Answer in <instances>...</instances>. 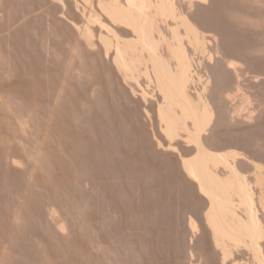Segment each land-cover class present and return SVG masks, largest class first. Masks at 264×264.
I'll use <instances>...</instances> for the list:
<instances>
[{
	"label": "bare ground",
	"instance_id": "obj_1",
	"mask_svg": "<svg viewBox=\"0 0 264 264\" xmlns=\"http://www.w3.org/2000/svg\"><path fill=\"white\" fill-rule=\"evenodd\" d=\"M11 1L13 2L15 0H0V9L5 6V2L7 3V6H6V8H7ZM17 1H19V0H17ZM26 1L28 2V0H25V3H26ZM39 1H40V5L42 4L43 7L45 5L47 6V4H49L48 8L49 7H53V6H51L53 4L54 5L53 8L58 10L57 15H59V17H57L55 15L56 14V12L54 11L55 9L54 10H51V9L48 10V8H46L47 9L46 10L45 8L42 7L44 11L45 10L49 11V12L53 11L55 13V14H53L54 15L53 18L56 17V19H54V21H53L52 20L53 18H52L51 20H52V22H55V20H56V22L59 23V24L58 23H55V24L53 23V24H54V26H56L58 24V25H60L59 27H62L63 30L60 31V32L57 31V30H59V28L57 29L53 25H52L53 27H51V29H50V27L47 28L46 25L48 23H50V25H51L52 22L49 21L48 23L44 24L45 21L42 20L43 18H40L42 16L45 17V15L50 17L52 15L51 13H50V15H48V13L45 12L47 14H45V15L43 14L39 18L42 21H44V22L41 21L44 24V25L41 24L42 28H44L43 26H45L50 31H52V30L54 31V30L57 29L55 31L56 35L57 34L59 35V34H61V32H63L64 36H66L67 40H66V42L64 41L65 42L64 46H63V44L60 46V47L63 46L62 47L63 49L59 47L62 50H60L59 48L58 49L60 51L56 50L57 47H54V46H56L55 44H58V43H54L53 47L55 48V50L53 51L54 53L51 52L54 49L52 47V44H53L52 42H55V41H57L56 39H58V38L55 37L56 39L54 38L55 39V41H54V39L51 37L52 34L50 35V38L53 39V41H50L52 43L51 44L52 49L50 50L51 47L50 48L48 47L49 50H50V52H49V51H47L48 48L47 49L45 48L48 53H51L50 57L54 54L59 59V57L64 54L63 55L64 58H65V59H63L64 61L60 57L61 62L63 61V64L61 62H59L58 60H56L57 58H55L54 59L55 61H52V62L55 63V62L58 61L59 64L58 63L57 64L61 65L62 68L63 67H65V68L63 70V69H61V67H59V69L63 70L62 77L60 75V77L62 79L58 77L59 74L55 75L56 77H58V80H57L58 82H59V80H61V83H60L61 86L58 85V83H56L58 85L57 88L60 87V91L57 90V91H59V94L57 93L56 96H53V94L56 93V91H55L56 89L54 90V92H52L53 94L50 93V87H51L50 86L51 85L50 82L53 79V77H52V79L50 78V76H52L51 74L50 75H48L47 73L37 74L38 72L35 71L36 70L35 68L37 66H34L35 63L34 64L31 63L32 62V61H30V60H32V59H30L31 57L29 58V56L23 55V57L25 58V59H23L22 55H21V57L18 54H17V56H14L15 53H17V51H15V53L12 55L11 51L13 49L12 50L10 49L11 50V51H9L10 53L9 52L7 53L5 46H3L5 50L0 47V166H1L0 168H2V171H3V172L0 173V175H2L4 173V171H8V173L6 172L7 173V177L6 178L8 179V181H11V182L7 181V179L5 178V176H6L5 174L6 173H4L3 176H0V177H4L5 179H3V178L1 179L0 178V182H2V180H3V183H4V180H5V182L6 181L8 182V183L6 182L8 185L10 183V185L12 186L14 183H17L19 181V184L18 183L17 184L20 185V186L14 185L17 189L19 188L17 195H16V190L17 189L14 186H12L15 189L14 191H15V195L16 196L15 195L14 196L19 200L17 202H20V204L18 203L20 205V206L18 205L19 208L16 209V210H11L12 208L13 209L17 208V207L14 208V206L12 205L11 208L10 207L8 208V209H10V210H7L8 212L4 213V212L1 211L5 215L0 213V264H19L22 261L26 262V264L27 263L29 264L31 261H33L32 254H29L28 251H27L28 252L27 254H29L31 257L30 256L24 257V255L22 254V250L20 251V249H19V252H21V253L18 254L19 252L17 253V251L14 250V248L17 249L18 247L20 248V246L24 245L25 247L26 246L28 247L27 248L28 250L29 249L33 250V248H36V249L38 248L39 251L40 250H42V251L44 250V252L46 251L45 252V254H46V253H48L47 252L48 250L46 249V247L43 248L44 245L46 244V242L48 243V241H53L54 239H57V238H58V240L61 241L62 239H60V238L63 235L62 238H63V240L65 242L64 241H62V242H64V244H66V243L69 244L68 243L69 240L71 241L73 238L75 240V238H76V237H73V235L70 233V235H72L71 236L72 238H70V235H69V237H67L69 240H67L66 236H64V235L67 234V232H65V230L67 229L68 225L60 227L59 224H62V222L60 221V217H58L59 220H57L56 219L57 217L54 216L53 213H51V212H55L57 210H58L57 212H59L58 208L57 209L55 208L56 209V210L54 209L55 211L53 210V208H51L53 206L50 204L52 202V201L50 202V199H51L50 192H53V191H51V189L52 190H59V188H61V186L56 185L59 188L55 189L57 187L54 184H52L54 182H53V179H51V178H52V174H53V170H54L53 168H55L54 166L55 165L56 166L57 165H61V164H58V163H61L60 161H61V159H63V158H61L62 157V151H60V148L63 149V147L65 145L61 144V142H60L61 139H59V136L57 137L56 134H53V132H54L53 128H55L57 125L56 126H52L54 124L53 121H54V119L56 117L54 118L55 113H52V111L50 112V109H51L50 107H51L52 104H55L56 107H58L60 105L59 103H61V105H62V102L64 100H68L69 101V99L71 97L76 98V96L78 95L77 93H80V91L82 92V95L79 94L80 98L84 97L85 98L84 100H86V99L91 100L94 104L98 103V105H99V103H100L101 106H102V103H103V105L105 106L104 109L107 106V105L104 104V101L107 102L108 99H109L112 102V105L113 104L115 105L116 103L119 104L118 101H122L124 98L127 101H128V99H133V102H134V99H135L140 104L146 103V104H148L149 106L152 107V109L150 107V109L152 111H153V108H154V110L156 112L155 113L156 114L155 115L156 118H154L153 116L152 117L154 119H157L156 120V122H157L156 124L158 125L157 127H159L158 129L160 131L159 134L158 133L157 134L160 135V133H161V137L159 136V138H162V139H157L158 141L156 142L157 143L156 146L151 144L152 145V146L150 145L151 149L153 147H158L159 151L163 150L164 152H171V151H178L181 147L182 148L185 147V148H189L190 151H188V153L192 151L191 152L192 155L189 156V157H188V155L187 156L184 155L185 157L181 155L180 160H178L179 162L177 164H174L175 167L173 166L172 170L174 168H176V166L178 165L177 167H178L180 172L179 171H177V172L181 173V175L188 181V183H189L188 185H190V187L193 190L197 191V193H198L197 195H200L201 197H203L204 199L207 200L206 203L208 204V207H207V211L205 213H203V216H204L203 220L204 221L202 220L205 223H202V225L204 224L205 225L204 229L208 230L207 231L208 234L206 233V236L209 235V237H210L209 240L211 241V244H212L211 246L212 247L214 246L216 251H214L215 253L213 254V250L212 249H214V248H212V249H210V250H212V252L209 250L210 252L208 251L206 253H208V254L212 253V256H215L216 253H217V255H216L217 257L216 258L218 259V261L220 259L223 262V264H233V262H234V264H239L241 259H239L238 258L239 256L236 255V254H237V252L240 254L243 251V249H244L245 252L248 251V252H250L253 255L254 261H252L253 263L251 262V264H264V163L261 162L262 160H259L257 157H256L257 160L255 159V157H254V159L251 158L250 156H248L247 153L242 152V149H239L238 147H237L238 149H235L236 146L238 144H241V143H238V144L236 143L237 145L233 148V146L235 144L232 145V143L234 142L235 138H238V137L240 138V136H239L240 134L238 135V137L237 136L234 137L232 135L231 139H232V137H234V139L232 141L228 137V135H227L228 132L225 129V125H227L228 123L227 124L226 123L223 124L224 120H222L223 121L222 124H219L221 122L220 120L223 117H227V116H224L225 113H227L226 111H228V112L231 111V110H228L227 107L231 108L232 111L234 110V112H236L238 114H239L241 108L242 109L244 108V110H246V109H250L251 110L252 108H254L253 107L254 106L253 103L255 102V98L257 97V96L255 97L254 95H255V93H258L259 91H257V92L255 91V93L253 92V95H251V96H250V91L252 92V90H255L254 88H256V86H255V85H257L256 83H260L261 81H262V84H264V83H263V80H261V81L259 80V75L260 74H258V76H256V69L254 71L255 75L253 74V77H255V79H256V83H255V81L252 82L253 84L250 83L254 79L253 78L252 80H249V79L252 78L251 77L252 74H250V73H254V72H251V71L254 70V69H252V67L254 68L255 64H253L252 67H249L251 71L250 70L247 71L246 65L248 66V64H245V67H244V64L242 63V61L240 62L238 60L236 62V61L232 60V59H234V56L231 59V58H229L230 56H228L226 54L227 52L230 53L229 55H232V54L233 55L234 54L239 55L241 53L243 54V51L245 50V52H247L246 50L248 48H250V47H248V46H247L248 48L245 47V46H242V47L239 46L238 47L236 45L232 46L234 43L233 44L231 43L232 44L231 45L230 42L228 41L227 42L228 43V48H227L228 51L226 52V50L223 49V46L221 47V45H220L221 43H219L221 41V39L217 36V34H214V32L212 30V27L210 26V25L213 26L212 19L213 20L214 19H216V20L220 19L221 21L220 20H217V21L218 22L219 21L220 22L223 21L224 25L227 24L226 21H229L230 22L229 23L230 26H231V24H234L232 26H239L240 28L242 27L241 29L242 30L246 29L245 30L246 32L247 31H251V32H248V33H253L252 31L256 32L258 28H261L264 25V0H232L231 2H230V0H228L230 2L229 4H231V5L228 4L227 0H226L227 3L224 0H207V3H203L202 0H39ZM12 2H11V6H13ZM17 3L19 4L21 2H17ZM29 3H33V2H31V0H30ZM36 3H37V5H39L38 2H36ZM50 3H52V4H50ZM14 5H15V3H14ZM19 5H22V4H19ZM19 5H17V6L15 5L13 7H17L18 8ZM25 5L26 6L30 5L29 9H31V10L34 9V11H35L34 13L37 14V12H36L38 10L37 7H34L32 4H29V5L25 4ZM31 5H32V7H34L33 9L31 7ZM37 5H35V6H37ZM11 6H10V8H12ZM22 7L23 6H21L20 8H22ZM39 7L41 8V6H38V8ZM17 8H14L13 11H15V9L18 11ZM22 9L24 10V8H22ZM27 9H28V7H27ZM59 9L64 10V11H61L62 17L59 14L60 13ZM23 10H21L19 12L21 13ZM28 10L27 11L24 10L26 12V14H28L30 12H33V11H30V10H29L30 12H28ZM43 10L41 9V12ZM13 11L11 10V11H9V13L10 12L15 13ZM24 11H23V13H24ZM44 11L42 13H44ZM1 12H2V9H1L0 13ZM19 12H16L14 14V16H12V13L8 14V21H7L6 18H0V22L3 19L4 20L6 19V21L8 23L6 21L4 23L8 24V26H10V27H13V25L15 26V24L19 20L20 21L21 20H25V19H21V18H24V17H22V16L19 17V14H17ZM254 13H255V15H254ZM26 14L24 13V14H20V15H23V16L25 15L26 16ZM30 14H33V13H30ZM37 15H39V14H37ZM2 16H3V14H2ZM28 16H29V14H28ZM30 16H29V19H30ZM36 17H38V16H36ZM25 18H27V17H25ZM32 18H33V16H32ZM50 18L47 17L46 19L50 20ZM40 19H38L39 23H41ZM196 20L201 21L200 23H202V25L205 23V26L207 25V23H209V24L211 23L210 25L208 24L207 27H208V29H211L212 32H207V30L204 31V29L202 30L201 29L202 27L196 24ZM204 20H206V21H204ZM208 20L211 21V22H209ZM224 20H225L226 23L224 22ZM30 21H31V19H30ZM35 22H37V20ZM218 22H216V23H218ZM220 22L218 23V25L219 24L221 25ZM23 23H24V21H23ZM6 24L5 25L2 24L4 27H2V26L1 27L3 29L4 28L7 29L6 28V26H7ZM229 24H227V25H229ZM58 25H57V27H58ZM218 25L217 26L214 25V27L219 28L220 25H219V27H218ZM221 26L224 28L223 25H221ZM14 28H16V26ZM32 28L34 29V27H31V30H32ZM52 28H54V29H52ZM37 29H39V28H37ZM230 29L232 30V29H235V28L231 27ZM236 29H238V28H236ZM27 30H28V27H27ZM221 30H222V28H221ZM235 30H234V32H236ZM44 31H46V30H44ZM44 31L43 32L41 31L43 33V35H44ZM240 31L238 30L239 34L237 33L238 34V36H237L238 40L240 39L239 35L241 33H246V32H243V31L240 33ZM29 32H30V30H29ZM55 32H53V34ZM57 32H59V33H57ZM215 32L219 33L216 30H215ZM220 33H219V35H220ZM248 33L246 35L243 34L244 37H242V38H246V36L249 35ZM258 33L259 32H256L257 35H258ZM16 34H17V31H16ZM32 34L33 33H31V36H32ZM3 35L5 36V34H3ZM28 35H30V34H28ZM33 35H35V33ZM40 35H42V34H40ZM45 35H47V33H45ZM62 35H59L58 37H61ZM4 36L3 37L1 36V37H2V39L5 40ZM64 36L61 37V40H62V38ZM258 36H260V35H258ZM258 36H257V38H258ZM40 37L41 36H39L36 39H39ZM42 37L47 38L48 36H46V37L42 36ZM240 37H241V35H240ZM29 38L34 39L33 36L29 37ZM228 38H229V36H228ZM250 38H252V37H250V35H249V39ZM18 39H19V42H21L20 38H18ZM229 39L231 41L233 40V38L232 39L229 38ZM235 39L236 38H234L233 41H236ZM4 40H3V42H4ZM7 40H8V38H7ZM40 40L41 39H39V41ZM42 40H44V39H42ZM243 40H245V42H247L246 40H248V39L247 38L246 39H242V42H243ZM252 40H255V39H252ZM45 41L46 40L41 41V42H45ZM59 41H60V39H59ZM226 41H227V39H226ZM240 41H239V43H242ZM29 42L31 43L32 41L30 40ZM33 42H35V41H33ZM48 42L49 41H47V44L45 43L43 46L47 47L49 45ZM262 42H263V44H260V46L262 45L261 48L258 47L259 51H258V48L254 49V47H253V49H254L253 53H254V51L256 52V50H257L258 53H260V51H262L263 54H264V41H262ZM1 43H0V45H1ZM28 43L25 44V45H28ZM222 43H224V42H222ZM227 43H225V44H227ZM236 43H237V41H236ZM33 44H32V46L35 45V44L34 45ZM42 44L43 43H41L40 46ZM19 45H18V48H19ZM36 45H37V47L35 46V48L37 50V48H40V47L38 46V44H36ZM7 46H8L7 48L9 49V44ZM225 46H227V45H225ZM35 48L31 47V51H32V49H35ZM224 48H226V47H224ZM241 48H244L243 51L241 50ZM14 50H17V48L14 49ZM14 50H13V52H14ZM41 51H42V49L40 50V55L43 54V53H41ZM22 52H23V50H22ZM245 52L243 54L244 56L246 54H248L249 49H248V52L246 54H245ZM262 52H261V54H262ZM34 53L38 54L36 52H34ZM65 53L68 54V55H66ZM25 54L28 55V53H25ZM242 54L240 55V57L242 56ZM254 54H257V53H254ZM254 54H253V56L255 57ZM261 54H259V55H261ZM45 55L46 54H44V56ZM251 55H252V48H251V51L249 52V55H246V56L248 57V56H251ZM35 56H37V55H35ZM67 56H68V58L66 59ZM226 56L229 59H227ZM27 57L29 58L28 61L26 59ZM40 57H42V55ZM50 57H49V59H50ZM44 58L43 59L45 61L48 58V56H47V58L46 57H44ZM51 58H54V57H51ZM39 61L41 62L40 59H39ZM44 61L41 62V63H44ZM46 61H48V60H46ZM248 61L249 60H247V62ZM257 61H260V60H257ZM239 62L242 63V64H240ZM247 62H244V63H247ZM55 64H51V65L55 66ZM262 65H264V64L262 63ZM245 68H246L247 72H250L249 74L251 75L250 76L251 78H248L249 76L247 77L246 72L243 70ZM41 70H43V69H41ZM57 70H58V68H57ZM97 72H99V73L97 74ZM246 78H248V81H246L247 80ZM260 78H261V76H260ZM245 82H246L247 85H248V83H249V85H251V84L254 85L255 84L254 85L255 87L253 86L252 89H250L251 87L248 85L245 88V84H244ZM43 83L45 84V86H44ZM41 85H43L45 87V89H43L44 87L43 88L40 87ZM54 85H55V83H54ZM259 86L261 87V84H259ZM248 87H250V88H248ZM260 87H258V89ZM247 88L250 91H247ZM262 88H264V87H262ZM51 90H53V89H51ZM261 90L263 91V89H261ZM262 91H261V93H262ZM256 95L262 96L261 94H256ZM79 97L77 96L76 99H78ZM251 97L254 98V100H252ZM238 98L239 99L241 98V99L239 100ZM260 98H262V97H260ZM256 99L258 100V98H256ZM126 100L123 101V103L124 102L126 103ZM237 100L241 101V104L244 105L243 107H241L242 105L238 104V105H240V109L239 110H238V105H236L237 103H239V102H236ZM251 100L254 101V102L251 103L252 102ZM77 101L79 102L80 100H76L74 102H77ZM71 102L69 101V103H71ZM114 102H116V103H114ZM131 102H132V100H131ZM50 103H52V104L50 105ZM80 103H81V101H80ZM85 103L86 102L81 103L82 105L80 104V106H82L81 107L82 109L86 107ZM135 103L136 102H134V104ZM231 103L232 104L235 103V105L233 106ZM250 103H251V108L250 107L247 108V106H248L247 105L246 109H245V104H250ZM257 103H258V101H257ZM83 104H84L85 107H83ZM128 104H130V102ZM229 104L232 105V106L231 107L228 106ZM262 104H263V102H262ZM98 105H96V107ZM114 105L112 106V108L116 106V105L115 106ZM72 106L76 107L75 105H72ZM255 106H256V104H255ZM73 107H71V108H73ZM258 107H261V106H258ZM54 108L55 107H53L52 109H54ZM58 108H60V106ZM137 108H139V106ZM137 108H134V109H137ZM146 108H148V110H149V107H146ZM79 109H80V107H79ZM79 109H77L78 110V114L81 111V110L79 111ZM115 109H117V107H115ZM64 110H66V108H64ZM74 110L76 111V108ZM94 110H95V108H94ZM107 110H108V108H107ZM107 110H106V113H107ZM111 110H113V109H111ZM119 110H120V108H119ZM148 110L145 109L144 112L147 115H153ZM261 110H263V109H261ZM82 111H83V113L85 111L87 112L86 109L85 110L83 109ZM114 111H116V110H114ZM55 112H56V110H55ZM69 112H67V113H69ZM241 112H245V111L242 110ZM253 112L256 113L255 111H253ZM253 112H251V114H250L251 115L250 118H252V119L255 118V117L254 118L252 117V113ZM85 113L83 114L84 116L86 115ZM145 113H143V114H145ZM248 113H249V111H248ZM122 114H124V113H122ZM229 114L230 113L227 114L229 119L228 118H224V119L225 120L228 119L227 121H230V119H231V122H235L236 121V123L238 125V122H237L238 119L232 120V118L234 117V115H233L234 113L231 114L233 116H231ZM259 114L261 115V113H259ZM81 115H82V113H81ZM112 115H117V114H112ZM239 115H241V114H239ZM67 116L70 117V115H67ZM118 116H114V117L117 118ZM144 116L145 115H143V118H144ZM257 116L259 117V115H257ZM257 116H256V119L258 120ZM61 117H63V115L60 116V118ZM106 117H107V114H106ZM135 117H137V116H135ZM219 117H220V119L218 120ZM235 117L237 118V115ZM248 117L249 116H247V120H248ZM262 117H263V114H262ZM70 118H72V117H70ZM81 118H83V117H81ZM244 118H246V115H245ZM244 118L242 117L241 119H244ZM259 118L261 119V117H259ZM65 119H63L62 121H64ZM75 119L78 121L79 120V116H78V119L77 118H75ZM94 119H96V118H94ZM107 119L109 120V118H107ZM119 119L121 120L122 117H119ZM241 119L239 121L242 122L243 120H241ZM72 120H74V119H72ZM76 120H75V122H77ZM87 120H88V118H87ZM105 120H106V118H105ZM123 120H121V122ZM137 120H138V118L137 119L135 118V121H137ZM96 121H97V119H96ZM110 121L112 122V119ZM113 121H114V119H113ZM147 121H148V119H147ZM117 122L118 121L116 120V123ZM231 122H229V123H231ZM244 122L245 121H243V123ZM259 122H257V123H259ZM88 123H89V125H91L90 122H88ZM114 123H112V124H114ZM124 123H125V125L128 124L127 121L124 122ZM85 124H87V122ZM107 124H110V123H107ZM152 124H153V122H152ZM233 124H235V123H233ZM246 124H247V122H246ZM246 124H245V126H248ZM76 125H79V124L76 123ZM89 125H88V127H89ZM92 125H93V123H92ZM237 125H234V126H236V128L238 127V129H239V126H237ZM80 126H81V124H80ZM127 126H125V127L127 128ZM214 126H215V128H214ZM227 126H228V128L232 127V125L231 126L227 125ZM99 127H97V128H99ZM112 127H114V126L111 125L110 128H112ZM116 127H118V126L116 125ZM116 127L114 129H116ZM122 127H123V125L121 126V128ZM216 127H217L218 130L216 129ZM242 127H243V125H242ZM81 128H82V126H81ZM100 128H102V127H100ZM104 128H102V129H104ZM107 128H109V127H107ZM148 128H150V127H148ZM240 128H241V126H240ZM78 129H80V128H78ZM92 129H93V127H92ZM95 129L96 128L94 127L93 130H95ZM124 129L122 128V130H124ZM54 130L57 131L56 128ZM108 130H107V132L109 134ZM240 130L241 129H239V132H240ZM70 131H71V129H70ZM89 131H91V130H89ZM114 131H116V130H114ZM117 131H118V129H117ZM156 131L157 130H155V132ZM229 131H231V130H229ZM235 132H237V131H234V133ZM91 133L88 134V135H91ZM99 133H100V130H99ZM122 133H123V131H122ZM124 133H125V131H124ZM57 134H59V131L57 132ZM94 134L95 133H93V135ZM232 134H233V132H232ZM103 135H102V137H103ZM241 135H246V134H243V132H242ZM229 136H230V134H229ZM246 136H245V138L242 137L243 141L244 140L248 141V139H246ZM77 137H79V136H77ZM94 137H97V136L94 135ZM99 137L100 136H98L97 138H99ZM105 137H103L104 140H105ZM122 137H124V135ZM55 138L60 143L56 142ZM72 138H74V136ZM90 138H89V140L86 138V140H88V142L92 141V140H90ZM113 138H115V137H113ZM124 138H123V140L125 141L126 138L125 139ZM135 138H136V136H135ZM141 138L143 139L142 136H141ZM242 138H241V140H242ZM67 139L69 140V138H67ZM133 139H134V137H133ZM137 139H138V137H137ZM94 140L95 139H93V141ZM98 140L97 141L95 140V141L99 142ZM104 140H103V142H105ZM106 140H108V139H106ZM130 140H132V138ZM249 140H250V138H249ZM80 141H78L79 145H81ZM66 142H67V140H66ZM239 142H242V141H240V139H239ZM133 143H132V145L134 146ZM136 143H137V140H136ZM248 143H250V142H248ZM248 143H246V144H248ZM253 143L254 142H252V144ZM82 144H87V142L85 141V143H82ZM153 144H155V143H153ZM160 144H164L165 148L161 150V148L159 147ZM252 144H250V145H252ZM107 145H109V144H107ZM112 145H113V143H112ZM248 145H245V146H248ZM258 145L259 144L257 142V146ZM75 146L77 147V145H75ZM83 146L85 148L87 145L86 146L83 145ZM90 146H91V144H90ZM130 146H131V144H130ZM143 147H144V145H143ZM251 147H252V149H254L253 146H251ZM112 148H113V146H112ZM259 148H261V147H258V150H259ZM73 149L77 150V152H75V153H78V154H79L78 151L81 150L80 147L78 148L80 150L75 149V148H73ZM111 149H109V150H111ZM122 149H124V148H122ZM129 149H131V148H129ZM86 150H87V148H86ZM256 150H257V148H256ZM263 150H264V148L259 150V151L263 152ZM111 151H113V150H111ZM115 151L116 150H115V147H114V152ZM185 151H186V149H185ZM99 152H97V153H99ZM107 152L108 151H106L105 154H108ZM148 152H149V150H148ZM80 153H82V152L80 151ZM86 153H88V152H86ZM130 153H131V151H130ZM63 154H64L63 155L64 158H66L65 157L66 154L64 153V151H63ZM69 154H70V151H69ZM78 154H77V156L76 155L75 156L78 157ZM82 154H85V153H82ZM121 154H122V152H121ZM148 154H150V152ZM153 154H154V151H153ZM159 154L161 155V153H159ZM256 154H258V151H257ZM57 155L61 156L60 157L61 158L60 161H59ZM72 155H74V154L71 153V157H72ZM98 155L100 156V154H98ZM113 155L115 156L116 154L114 153ZM101 156H102V154H101ZM76 157H74V158L76 159ZM79 157H81V154H80ZM79 157L77 159H79ZM107 157H105V159ZM165 157L166 156H162L161 159H164ZM177 157H179V156L177 155ZM69 158H70V156H69ZM69 158L67 156V160ZM96 158H98V157H96ZM115 158H113V159H115ZM119 158H120V156H119ZM156 159L158 160V158H156ZM156 159H153V160L156 161ZM65 160L66 159H64V162H65ZM120 160H121V158H120ZM122 160H123V162L127 161V160L125 161L124 159H122ZM136 161H137V159H136ZM161 161H163V160H161ZM64 162L62 161V164H64ZM101 162H102V160H101ZM107 162H109V161H107ZM107 162H105V163L102 162L101 165L103 163H104V165H106ZM123 162L121 163L122 165H123ZM127 162H130V161H127ZM69 163L71 164L72 162H69ZM161 163L163 164V162H161ZM110 164H111V161H110L109 165ZM65 165H66V163H65ZM71 165L69 167H71ZM107 165H108V163H107ZM132 165H133V163H132ZM138 165H139V163H138ZM241 165H243V166L245 165L246 167H241ZM74 166H75V164H74ZM111 166H112V164H111ZM127 166H129V169H130L131 166H130L129 163H128ZM123 167H124V165H123ZM132 167H131V169H132ZM56 168L58 169V167H56ZM73 168H75V167H73ZM134 168H136V167H134ZM140 168H142V166ZM68 169H70V168H68ZM104 169H107V166ZM104 169H100V170L104 171ZM121 169H122V166H121ZM85 170H86V168H85ZM124 170H126V169H123V171ZM152 170H155V169L152 168ZM12 171L15 174V175L13 174L14 177L15 178L18 177L17 181H15V182L11 178L10 172H12ZM173 171H174V174L177 173L176 169L173 170ZM81 172H82V169H81ZM126 172L128 173V171H126ZM130 172H131V170H130ZM138 172H139V169H138ZM164 172H165V170H164ZM87 173H88V171H87ZM105 173H107V172H105ZM116 173H118V171ZM74 174H71V175H74ZM83 174H84V170H83ZM92 174H91V176H92ZM164 174H166V173H163V175ZM177 174H176L175 179L180 177L179 174H178L179 177L177 176ZM77 175L78 176L74 175V178L78 177V179L76 178V182H77V184H79V179H81V178H79L80 173H78ZM93 175H95V174H93ZM105 175H107V174H105ZM118 175H119V173H118ZM140 175H142V174L140 173ZM9 176H10V178H9ZM108 176L109 175H107L106 178H108ZM126 176H128V175L126 174ZM151 176H152V174H151ZM14 177H13V179H14ZM53 177H54V174H53ZM86 177L89 178V175L86 176ZM94 177H93V179H94ZM140 177H142V176H140ZM145 177H149V176H145ZM106 178H105V180H106ZM184 178H182V179H184ZM73 179H71V180H73ZM109 179H111V178H109ZM115 179L119 180V177L115 178ZM54 180L56 182V180H57L56 177L54 178ZM126 180H127V177H126ZM142 180H143V178H142ZM64 181H66V180H64ZM167 181L169 183V180H167ZM187 181H185V182H187ZM143 182H144V180H143ZM3 183L2 184L0 183V188H1L0 190L3 189L2 186H1V185H3ZM6 183H4L5 186L7 185ZM69 183L70 182H68V185H71ZM95 183H96V180H95ZM105 183H107V182H105ZM117 183H119V182L117 181ZM126 183H127V181H126ZM100 184H103V182L100 183ZM108 184H110V183H108ZM145 184H148V183H144V185ZM166 184H167V182H166ZM52 185H54L55 187L52 186ZM114 185L116 186V188H115V190H116L117 189V185L116 184H114ZM150 185H152V184H150ZM5 186H4V188H5ZM80 186H81V184H80ZM110 186H111V184H110ZM168 186H170V185H168ZM172 186H174V184ZM142 187H143V185H142ZM99 188L102 191V188L101 187H99ZM164 188H165V185H164ZM182 188H184V187H182ZM187 188H185V190ZM5 189L3 190V192H5ZM71 189H72V187H71ZM71 189H70V191H71ZM79 189H80V187H79ZM104 189H106V188H104ZM109 189H110V187H109ZM172 189H174V187ZM175 189H177V188L175 187ZM64 190H65V191H63V192H65V196L64 197H66L67 196L66 195L67 192H66V189H64ZM144 190H146V189L143 188V191ZM166 190H168V189H166ZM6 191H7L6 195H7V198H8V192H12V190L10 191V188H9V191H8V189ZM72 191H74V189ZM190 191L191 190L186 191V192L188 193ZM192 191H191V195L193 194ZM195 191H194V193H195ZM71 193H74V192H71ZM166 193H168V192H166ZM184 193H182V194H184ZM68 194H69V191H68ZM78 194H76V195H78ZM106 194H107V192H106ZM110 194H111V192H110ZM115 194H121V193H116L115 192ZM177 196H176V198H178ZM74 197H75V194H74ZM113 197H114V195H113ZM169 197H167V198H169ZM0 198L3 199V197H0ZM16 198L14 200H16ZM79 198H81V197H79ZM137 198L138 199L141 198V195H140V197L137 196ZM64 199H66V198H64ZM115 199L117 200V197ZM115 199H113V200H115ZM5 200H4V202H6ZM9 200H10V198H9ZM11 200H13V199H11ZM14 200H13V202H15ZM62 200H63V198H62ZM74 200L76 201V199L73 198V201H71V204H65V205H70V206H67L68 208H66V206L64 204L63 205L65 206V208H63L62 205H61L62 207H59V208H62L63 212L66 211V209H67L71 213L72 210H70L69 208L70 207H71V209L75 208V207H73L71 205H74V206L77 205V206H79L77 208L81 209L80 211H83V210L85 211V209H83V207L81 206L82 203L79 202V203L76 204L74 202ZM102 200H103V202H105L104 201L105 199H102ZM141 200H142V198H141ZM48 201H49V203H48ZM118 201H120V200H118ZM124 201H125V199H124ZM184 201H185V203H187L186 200H184ZM1 202H2V200H1ZM83 202H84V200H83ZM164 202H165V200H164ZM164 202H163V204H165ZM172 202H173V200H172ZM189 202H190V200H189ZM191 202H192V200H191ZM58 203L60 204V202H58ZM66 203H68V201ZM99 203H100V200H99ZM130 203H133V202H130ZM2 204H1V206H2ZM48 204L51 205L50 206V208L52 209L51 212H50V210L48 208V206H49ZM166 204H168V203H166ZM187 204L189 205V203H187ZM203 204H205V203H202V201H201V205H203ZM89 205H91V204H89ZM89 205H87V206L89 207ZM101 205H104V203L103 204L101 203ZM201 205H199V206H201ZM8 206H9V204H8ZM128 206H129V204H128ZM205 206H207V205H205ZM168 207L166 206V209ZM193 207H194V204H193ZM77 208H75L73 210H74L75 213H77L76 214V215H78L77 219L79 220L80 223L78 222V226H77V223H74L75 228H74V226L71 228V226H72L71 223L72 222L69 223V231L71 229H76V228H77V230H79L81 228L78 229V227H80V226L82 227L83 224H86L87 227L84 225L85 227H82V229L83 228L84 229L83 230L81 229V230L84 231L86 228H87V230H89L88 226H89V228H91L90 225H92V224L88 225V222L90 223L91 221H88V222L84 221L85 223L81 222L84 219H83V217L80 219V217H81L80 215L81 214H80V211ZM171 208H174V207H171ZM185 208H186V206H185ZM100 209H102V208L100 207ZM166 209H164V210H166ZM177 209H179V208H177ZM194 209H196V208H194ZM154 210H152V211H154ZM186 210H185V212H186ZM142 211H144V210H142ZM156 211H157V209L154 212L157 213ZM172 211H175V210L173 209ZM190 211L193 212V209L189 210V212ZM197 211L198 210H196V212ZM57 212H55V213H57ZM63 212L61 211V213H63ZM94 212H97V211L94 210ZM162 212H164V211H162ZM166 212L164 213V215L166 214ZM169 212H170V209H169ZM86 213H88V212H86ZM102 213L100 214V216L102 215ZM149 213H151V212H149ZM158 213L160 214V212H158ZM60 214H58V215L61 216ZM66 214L69 217L72 216L71 218H73V216L74 217L76 216V215H74V213H71L70 214L71 216H70L68 214V211H67ZM90 214L91 213H89L88 216ZM159 214H158V216H159ZM180 214H182V213H180ZM191 214H195V212L191 213ZM198 214H200L199 211H198ZM151 215H153V214L151 213ZM51 216H52V218H55L53 220L54 221L56 220L55 222H59V224L58 223L55 224V222L54 223L53 222L50 223V221H52V218L50 220ZM63 216H64V214H63ZM66 216H64V217H66ZM134 216H135V214H134ZM141 216L144 217V214L141 215ZM149 216H148V213H146L145 217L147 218ZM163 216H162V219H163ZM176 216H179V215H176ZM190 216L193 217V215H190ZM64 217H61V220L62 219L69 220L68 219L69 217H67V218H64ZM173 218H174V216H173ZM77 219L75 221H78ZM95 219H97V218H95ZM149 219H150V217L146 219V222H148ZM166 219L164 218V220H166ZM64 220H62V221L64 222ZM88 220H90V219H88ZM183 220H184V218L181 220V222ZM141 221L144 222V220H141ZM153 222L151 223L152 224L151 226H153ZM166 222H168V221L166 220ZM174 222H177V221H174ZM81 223H83V224H81ZM96 223H98L97 224V226H98L100 222H95V226H96ZM150 223H147V224H150ZM172 223L173 222L170 223V221H169V224H172ZM51 224L52 225L55 224V226L59 225L60 228L58 226H56L57 228L54 226V228L57 229V231H58V233L60 235L62 234L60 236V238H59V236L58 237L56 236L58 233H57L56 229H54V228L53 229L56 232L53 231V233L55 234L56 238L54 237V234L51 235V233H52ZM188 224H189L188 228H190L191 231H193L194 233H198L199 232L200 227H199L197 221L195 220V218H190V222ZM102 225H103V223H102ZM140 225H141V222H140ZM142 225H144V224H142ZM173 225L176 226L177 224L175 225L173 223ZM160 226H161V224H160ZM170 226H172V225H170ZM170 226L168 225V227H170ZM96 227H94V228H96ZM146 227L149 228V225H147ZM146 227L144 229H147ZM161 227H160V229H162ZM94 228L92 229V233H93ZM103 228L106 229L105 226L102 227L101 229H103ZM142 228H140V230ZM149 229H151V227ZM170 229H168V230H170ZM77 230H74V231L77 232ZM95 230H97V229H95ZM69 231H68V234H69ZM82 231H80L81 234L82 233H84V234L87 233L86 230H85L86 233L82 232ZM100 231H99L100 234L105 233L104 230L102 232H100ZM34 232H35V234H33ZM76 232H74V233H76ZM80 232L78 231L77 235ZM160 232L162 233V231H160ZM160 232L158 231V234ZM165 232H163V233H165ZM36 233L37 234L39 233L41 235V237L37 236ZM166 233H169V232L167 231ZM84 234H83V236H84ZM91 235H93V234H91ZM162 235H164V234H162ZM173 235H175V233ZM52 236L54 238H52ZM121 236H122V234H121ZM175 236H173V237H175ZM192 236H194V235H192ZM78 237H81V236L79 235ZM127 237H128V235H127ZM88 238H89V236H88ZM124 238H122V239H124ZM167 238H168V236H167ZM76 239L78 241L80 240V238H76ZM92 239H93V241H95L93 237L91 238V240ZM98 239H101V238H98ZM117 239H119V238H117ZM120 239H121V237H120ZM66 240L68 242H66ZM74 240H72V241H74ZM83 240H85V238ZM104 240L105 239H103V241ZM113 240H114V238H113ZM60 241H59V243H60ZM76 241H74V242H76ZM153 241H155V240H153ZM192 241H194V240H192ZM98 242L100 243V241H98ZM112 242H116V241H112ZM72 243L70 242V246H71ZM77 243H79V242H77ZM157 243L159 244V242H157ZM134 244H136V243H134ZM66 245H63V246L60 245V247L59 246L58 247L59 248H61V247L63 248ZM75 245H76V243H75ZM75 245H74V248L72 246V249H74V250H76L75 248H77V247H75ZM94 245H96V244L92 245L95 248ZM111 245H113V248H114L115 245L113 243ZM162 245H164V244H162ZM76 246H78V248H77L78 250L81 249L79 247V245H76ZM117 246L118 245L115 246V250L114 251H112V248H111V251H110V248H108L109 246H107V247L105 246V247L108 248L107 250H109L112 253V255H116L115 254L116 248H119ZM102 247H101V249H102ZM205 247L207 248V246H205ZM205 247H202V249L203 248L205 249ZM94 248H92V249L94 250ZM136 248H135V250H136ZM24 249H26V248H24ZM101 249H97V251L100 250L99 251L100 253H95V254H99L100 255L101 254ZM145 249H144V251H145ZM241 249H242V251L240 252ZM31 250H30V252L32 253ZM87 250H88V248H87ZM107 250H106L105 254H107ZM186 250L188 251V249H186ZM190 250H191V248H190ZM192 250H191L190 253H192ZM64 251H67V250H64ZM81 251H82V249H81ZM109 251H108V253H109L108 255L110 256V252ZM121 251H123V250L121 249ZM204 251H206V250H204ZM78 252L79 251H77V253ZM89 252H91V251H89ZM93 252H95V250ZM104 252H102V254ZM163 252L164 251H162V253ZM203 252H201L202 255L204 254ZM58 253H59V251H58ZM60 253L62 254V251ZM83 253L84 252H82V254ZM92 253H90V254H92ZM195 253H196V251H195ZM206 253H205V256L204 255L203 256L207 260H210L211 258H213L212 256L211 257L208 256ZM39 254L40 253H38V255ZM87 254H89V253H87ZM79 255H81V252L79 253ZM112 255L110 256L111 259H112V257H114ZM135 255H136V253H135ZM190 255H192V254H190ZM244 255L245 254H243V257L245 258ZM39 256H42V255H39ZM39 256H38V258H39ZM46 256H45V258H46ZM83 256H84V254L81 255V258H82L81 260H83V258H84ZM100 256H99V258L101 259ZM200 256H201V254H200ZM86 257H87V255L85 256L84 260L86 259ZM93 257L94 256H92L91 258H93ZM106 257H104V259ZM124 257L126 258V256H124ZM136 257H135V259H136ZM197 257H198V255H197ZM209 257H210V259H209ZM47 258H48V256H47ZM47 258H46V260H47ZM65 258H67V256H65ZM91 258L89 260L92 261ZM95 258H94V261L97 260V259L95 260ZM131 258H133V257H131ZM142 258H143V255H142ZM77 259H79V257H77ZM104 259L102 258V260H104ZM107 259H108V257H107ZM111 259H109V260L105 259V261H111L112 262ZM149 259H151V258L149 257ZM192 259H193V257H192ZM199 259H201V258H199ZM48 260H49V258H48ZM59 260H61V259H59ZM86 260L87 261H84L85 264H86V262L88 264L92 263L91 261L89 263L88 259H86ZM102 260H99V262H101ZM169 260L170 259L168 258L167 262ZM204 261H205V259H204ZM211 261H208V262H211ZM42 262H44V261H42ZM103 262H101V263L103 264ZM111 262H106V264L111 263ZM180 262L181 261H179V263ZM101 263H97V261H96V264H101ZM138 263H139V261L137 262V264ZM41 264H44V263H41ZM104 264H105V262H104ZM111 264H113V263H111ZM123 264H125V262ZM142 264H143V262H142ZM219 264H221V262Z\"/></svg>",
	"mask_w": 264,
	"mask_h": 264
},
{
	"label": "rangeland",
	"instance_id": "obj_2",
	"mask_svg": "<svg viewBox=\"0 0 264 264\" xmlns=\"http://www.w3.org/2000/svg\"><path fill=\"white\" fill-rule=\"evenodd\" d=\"M29 1L30 0H28V2L26 1V3H25V0H19V1H17V0H15V1H11L12 2V5L13 6H17V5H19V4H22V5H19V7L17 8V7H13V6H11V2L9 3V6L6 8V6H7V3L5 2V6L3 7V8H1L2 9V12L0 13V18H6L7 19V21H8V14H10V13H12V12H10L9 13V11H13V9L14 8H17L18 9V11L15 9V11H13V12H19V11H21V10H23L22 8H24V10L25 11H27L30 7V5L29 4H32L34 7H37V14H39V15H37V14H35L34 12V7H32V5H31V7H32V9L33 10H31V9H29L30 11H33V12H30L29 10H28V12H30V13H33V14H30V13H28L29 14V16H30V19H31V21H30V19H29V16H28V14H26V12L24 11V13L26 14V16L24 15H20V14H24L23 13V11L20 13H17V14H19V17H24V18H21V19H25V20H19L16 24H15V26H16V28H14L15 26L13 25V27H10V26H8V24H6V23H4L5 21H6V19L3 21H1L0 23V37L2 36H4L3 34H5V40L4 39H2V37L0 38V43H1V45H0V47L1 48H3L4 49V47L3 46H5V48H6V52L8 53L9 51H11L12 49L14 50V49H16L17 48V50H14V52H13V50L11 51L12 53V55L15 53V51H17V53H15V55L14 56H17V54L18 55H20V57H21V55H22V57H23V55H25V56H29V58L30 59H32V60H30V61H32L31 63H35L34 64V66H37L35 69V71L36 72H38L37 74H40V73H47L48 75H52V76H50V78L52 79V77H53V79H52V81L50 82V93L51 94H53L52 92H54V90L56 91V93H54L53 94V96H56V94L58 93L59 94V91H60V87L59 88H57L58 87V85H60V83H61V80H59V82L57 81L58 80V77L59 78H61L62 77V73H63V70H64V68L65 67H61V65H58L59 64V62H61V59L63 60V59H65L64 58V54L63 55H61L60 57H61V59H60V57H59V59H58V57L56 56V55H52L51 57H54V58H51L50 57V55H51V53H48L47 51H49L50 52V50L52 49V47L54 46V43H58V44H55L56 46H54V47H57L56 48V50H59L60 48H62L63 46H64V44H65V42H66V40H67V38H66V36H64V34H63V32H61V34H59V35H62V36H64L63 38H62V40H61V37H58L59 35L57 34L56 35V30L59 28V30H57V31H62L63 29H62V27H59L60 25H58L59 23L58 22H56V20H55V22H52V20L54 21V19H56V17L55 18H53L54 17V15L53 14H55L53 11V13L52 12H49V11H46L47 9L46 8H48V5L49 4H47V6L45 5L44 7L42 6V4L40 5V1L39 0H31V2H38L39 3V5H37V3L35 4H33V3H29ZM226 3H227V1L226 0H224ZM232 0H230V2H231ZM17 2H21V3H17ZM229 1H228V4L230 3ZM14 3H15V5H14ZM27 4V5H29V6H26L25 4ZM50 4H52V3H50ZM35 5H37V6H35ZM229 5H231V4H229ZM10 6L12 7V8H10ZM21 6H23L22 8H20ZM38 6H41V8L39 7L38 8ZM51 6H53L54 7V5L52 4ZM27 7H28V9H27ZM45 8L46 10L44 11L43 10V8ZM53 7H49L48 8V10L49 9H51V10H54L55 8H53ZM53 8V9H52ZM1 9H0V11H1ZM11 9V10H10ZM40 9V10H39ZM41 9L44 11V13H42L41 12ZM6 10V11H5ZM50 10V11H51ZM40 11V12H39ZM55 12H56V16L57 17H59V15H57V12H58V10H54ZM59 11H60V15L62 14L61 13V11H64V10H62V9H59ZM5 12V13H4ZM45 12H47L48 13V15H50V13L52 14L50 17L49 16H46L45 14H47V13H45ZM15 13H12V16H14V14ZM42 13V14H41ZM2 14H3V16H2ZM6 14V15H5ZM41 14V15H40ZM45 15V17H43L42 15ZM38 16V17H36V16ZM254 15H255V13H254ZM5 16V17H4ZM7 16V17H6ZM32 16H33V18H32ZM40 16H42V17H40ZM25 17H27V18H25ZM43 18L42 20H44L45 21V23L44 24H46V23H48L49 21L50 22H52V24L50 25V23H48L47 25H46V27L48 28V27H50V29H51V27H53L54 26V24L55 23H58L57 25H58V27H57V25L56 26H54V27H56L57 29L56 30H52L53 32H55L54 34H53V32L52 31H50L49 29H47L45 26H43L44 28H42V25H44L42 22H44V21H42L40 18ZM50 18V20L49 19H46V18ZM61 17H62V15H61ZM53 18V19H52ZM29 19V20H28ZM38 19H40V22L41 23H39V20ZM52 19V20H51ZM37 20V22H35ZM48 20V21H47ZM216 19H212V22H213V26L212 25H210L209 23H207V25L205 26V23L202 25V23H200L201 21H199V20H196V24L197 25H199V26H201L202 28V30L204 29V31L205 30H207V32H212V30H213V32H214V34H217V36L221 39V41L219 42V43H221L220 45H221V47L223 46V49H225L226 50V52L228 51L227 50V48H228V41L230 42V44L232 43H234L232 46H245V47H250V48H248L249 49V52L251 51V48H252V55L251 56H246V55H249V52H248V49L246 50L247 52H248V54H246L247 52H245V50L243 51V49L244 48H241V50L243 51V54H244V52H245V56L242 54V56L240 57V55L241 54H239V55H237V54H232V55H229L230 53H226L228 56H230L229 58H233V56H234V59H232V60H234V61H242V63L244 64V67H245V64H248V66L246 65V67H247V71L248 70H250V68L249 67H252L253 66V64H255L254 66V68L252 67V69H254L253 71H251V72H254L255 71V69H256V76H258V74H260L259 75V80L261 81V80H263V83H264V65H262V63L264 64V54H263V52L262 51H260V53H258V51H259V48H261V46H260V44H263V42L262 41H264V25L261 27V28H258L257 29V31L256 32H259L258 33V35H260V36H258L257 34H256V32H254V31H252L253 33H248V32H251V31H245V30H242L239 26H232V25H234V24H231V26H230V22L229 21H226L227 22V24H229V25H224V23H223V21L222 22H220L221 20L220 19H217V20H220L219 22L221 23V25H223L224 26V28L220 25V27H219V25H218V21L216 20ZM6 21V22H7ZM23 21H24V23H23ZM204 21H206V20H204ZM209 21V20H208ZM32 22V23H31ZM209 22H211V21H209ZM216 22H218V23H216L217 25H218V27L219 28H217V27H214V25L215 26H217L215 23ZM224 22H225V20H224ZM225 22V23H226ZM8 23V22H7ZM54 23V24H53ZM223 23V24H222ZM7 25L6 26V28L7 29H3L2 27H4L3 25ZM20 24V25H19ZM42 24V25H41ZM208 24L212 27V30L211 29H208ZM25 25V26H24ZM36 25V26H35ZM41 25V26H40ZM53 25V26H52ZM2 26V27H1ZM38 26V27H37ZM230 26V27H229ZM9 27V28H8ZM19 27V28H18ZM27 27H28V30H27ZM31 27H34V29L32 28V30H31ZM207 27V28H206ZM215 29H214V28ZM238 28V29H230V28ZM37 28H39V29H37ZM46 28V29H45ZM210 28V27H209ZM221 28H222V30H221ZM17 29V30H16ZM37 31H36V30ZM42 29V30H41ZM52 29H54V28H52ZM7 32H6V31ZM10 32H9V31ZM29 30H30V32H29ZM44 30H46V31H44ZM215 30L216 31H218L219 33H220V35H219V33H216L215 32ZM234 30L236 31V32H234ZM238 30L240 31V33L243 31V32H246V33H241L240 35H241V37H240V35H239V40H238V38H237V36H238ZM15 31V32H14ZM16 31H17V34H16ZM44 31V35H43V33L42 32ZM50 31V32H49ZM12 32V33H11ZM21 32V33H20ZM52 32V33H51ZM59 32H57V33H59ZM234 32V33H233ZM8 33V34H7ZM14 33V34H13ZM19 33V34H18ZM31 33H35V35H33L32 34V36H33V38L35 39H32V38H29V37H32L31 36ZM45 33H47V35H45ZM238 33V34H237ZM249 34L250 35V37H252V38H250L249 39V35L248 36H246V38L248 39V40H246L247 42H245V40H243V42H242V39H246V38H242V37H244V35H246V34ZM28 34H30V35H28ZM40 34H42V35H40ZM49 34V35H48ZM52 34V35H51ZM244 34V35H243ZM16 35V36H15ZM19 35V36H18ZM38 35V36H37ZM50 35H51V37L54 39L55 37L56 38H58V39H56L57 41H55V39H54V41L55 42H50V41H53V39H51L50 38ZM54 35V36H53ZM56 35V36H55ZM253 35V36H252ZM35 36V37H34ZM39 36H41L39 39H41L40 41H39V39H36V38H38ZM42 36H48L47 38H44V37H42ZM227 36V37H226ZM228 36H229V38H233V40H234V38H236L235 40L237 41V43H236V41H231L229 38H228ZM232 36V37H231ZM257 36H258V38H257ZM7 38H8V40H7ZM13 40H12V39ZM16 38V39H15ZM18 38H20V41L21 42H19V39ZM27 38V39H26ZM65 38V39H64ZM242 38V39H241ZM262 38V39H261ZM2 39V40H1ZM15 39V40H14ZM29 39V40H28ZM42 39H44V40H46L45 42H41V41H44V40H42ZM59 39H60V41H59ZM64 39V40H63ZM219 39V40H220ZM226 39H227V41H226ZM252 39H255V40H252ZM3 40H4V42H3ZM32 41L31 43L29 42V41ZM38 42H37V41ZM241 40V41H240ZM13 41V42H12ZM23 41V42H22ZM27 41V42H26ZM33 41H35V42H33ZM47 41H49L48 43H49V45L47 46V47H44L43 45L46 43L47 44ZM65 41V42H64ZM239 41L240 42H242V43H239ZM12 42V43H11ZM15 42V43H14ZM26 42V43H25ZM30 44H29V43ZM40 42V43H39ZM61 42V43H60ZM222 42H224V43H222ZM4 43V44H3ZM28 43V45H25V44H27ZM35 45H34V44ZM41 43H43L41 46H40V44ZM225 43H227V44H225ZM9 44V49L7 48L8 45ZM15 44V45H14ZM20 44V45H19ZM32 44L34 45V46H32ZM36 44H38V46L40 47V48H37V50H36V48H35V46L37 47V45ZM51 44H52V47H51ZM63 44V46L62 47H60L61 45ZM227 45V46H225V45ZM240 44V45H239ZM259 44V45H258ZM12 45V46H11ZM14 45V46H13ZM18 45H19V48H18ZM30 45V46H29ZM46 46V45H45ZM230 46V45H229ZM13 47V48H12ZM31 47L32 48H35V49H32V51H31ZM42 47V48H41ZM50 48V50H49V48ZM53 47V48H54ZM60 47V48H59ZM224 47H226V48H224ZM237 47V48H238ZM253 47H254V49H257L258 47V51L256 50V52L254 51V53H257V54H254L253 53ZM22 48V49H21ZM28 48V49H27ZM47 49V51H46V49ZM59 48V49H58ZM11 49V50H10ZM27 49V50H26ZM42 49V51H41V53H43V54H41L42 55V57H40L41 55H40V50ZM63 49V48H62ZM62 49H60V50H62ZM5 50V49H4ZM22 50H23V52H22ZM35 50V51H34ZM45 50V51H44ZM55 50V48L51 51V52H53ZM59 50V51H60ZM25 51V52H24ZM36 52V53H38V54H35L34 52ZM21 52V53H20ZM45 52V53H44ZM261 52H262V54H261ZM10 53V52H9ZM25 53H28V55H26ZM54 53V52H53ZM224 53V54H225ZM44 54H46L45 56H44ZM48 54V55H47ZM66 54V53H65ZM251 54V53H250ZM253 54L255 55V57L253 56ZM259 54H261V55H259ZM31 55V56H30ZM35 55H37V56H35ZM66 55H68V54H66ZM65 55V56H66ZM47 56H48V58H47ZM63 56V57H62ZM225 56V55H224ZM258 56V57H257ZM44 57H46L47 59L46 60H48V61H44ZM49 57H50V59H49ZM238 57V58H237ZM254 57V58H253ZM28 57L26 58L27 59V61H28V59H29ZM41 60V62H43L44 61V63H41L40 61H39V59ZM44 58V59H43ZM55 58H57L56 60H58L57 62H55V63H53L52 61H55L54 59ZM68 58V56L66 57V59ZM226 58L227 59H229L227 56H226ZM251 58V59H250ZM260 58V59H259ZM23 59H25L24 57H23ZM53 59V60H52ZM262 59V60H261ZM51 60V61H50ZM247 60H249L248 62H247ZM257 60H260V61H257ZM50 61V62H49ZM64 61V60H63ZM63 61L61 62L62 64H63ZM66 61V60H65ZM253 61V62H252ZM255 61V62H254ZM263 61V62H262ZM37 62V63H36ZM239 62V63H240ZM244 62H247V63H244ZM259 62V63H258ZM58 63V64H57ZM242 63H240V64H242ZM51 64H55V66L58 68V70H57V68L55 67V66H53V65H51ZM252 64V65H251ZM257 64V65H256ZM33 66V67H34ZM53 66V67H52ZM63 66V65H62ZM65 66V65H64ZM242 66V65H241ZM42 67V68H41ZM49 67V68H48ZM59 67H61V69H63V70H61V69H59ZM41 69H43V70H41ZM40 70V71H39ZM245 72H246V75H247V77L248 78H251V79H249V80H252L253 78V80L250 82V83H252L253 81H255V83H256V79H255V77H253V74L255 75V72L254 73H250V72H247L246 71V68L245 69H243ZM57 71V72H56ZM61 71V72H60ZM61 74H60V73ZM99 72H97V74H98ZM252 74V76L249 74ZM56 74H59V76L58 77H56L55 75ZM60 75H61V77H60ZM251 76V77H250ZM260 76H261V78H260ZM246 77V76H245ZM57 78V79H56ZM248 78H246L247 80L246 81H248ZM62 79V78H61ZM56 80V81H55ZM259 81V82H260ZM53 83V84H52ZM54 83H55V85H54ZM56 83H58V85L56 84ZM44 84V83H43ZM245 84V88H246V86H248L249 85V83H248V85L246 84V82L244 83ZM253 84V83H252ZM251 84V85H252ZM257 85H255L256 86V88H254L255 90H252V92L248 89V88H250V89H252V87L254 86V85H249L250 87H248L247 88V91H250V96L251 95H253V92L255 93V91L257 92V91H259L258 93H255V97L256 98H258V100L255 98V102L254 101H252V100H254V98H252L251 97V103H253L254 104V108H252L251 110L250 109H246V106H247V108H251V103L250 104H245V109L246 110H244V108L242 109H240V105H242L241 104V101H236V102H239V103H237L236 105H238V104H240V105H238V110L240 109V112H239V114H241V115H239L238 113H236V112H234V110L232 111V109L231 108H229V107H227V109L228 110H231L230 112H228V111H226L227 113H225V115L224 116H227V117H221L222 119L220 120L221 122L219 123V124H222V120H224V123L223 124H227V125H229V126H231L232 125V127H229L228 128V126L227 125H225V129L227 130V135H228V137L230 138V140H232L233 141V139H234V137H238V135L240 136V138L238 137V138H235L234 139V142L232 143V145L233 144H235L234 146H233V148L238 144V143H241V144H238L237 146H236V148L235 149H242V152H244V153H247L248 154V156H250L251 158H253L254 159V157H255V159L257 160V158L259 159V160H262L261 162H263L264 163V150H263V152L262 151H259V150H261V149H263L264 148V88H262V87H264V84H262V81L260 82V83H256ZM259 84H261V87L259 86ZM53 85V86H52ZM57 85V86H56ZM44 86H45V84H44ZM43 85H41L40 87H44ZM61 86V85H60ZM254 86V87H255ZM54 87V88H53ZM258 87H260L261 89H263V91L259 88L258 89ZM43 89H45V87L43 88ZM51 89H53V90H51ZM57 90H59V91H57ZM261 91H262V93H261ZM252 93V94H251ZM78 95V97H79V94H81L82 95V92L80 91V93H77ZM256 94H261L262 96H260V95H256ZM77 96H76V98H77ZM260 97H262V98H260ZM76 98H73V97H71L70 99H69V101L71 102V103H69V101L68 100H64L63 102H62V105H61V103H59L60 105V108H58V107H56V105L55 104H52V103H50V105H51V109H50V112L52 111V113H55V115H54V121H53V123L55 124H53L52 126H56L55 128L57 129V131L56 130H54L55 128H53V134H56V136L58 137L59 136V139H61V144L62 145H65L64 147H63V149L62 148H60V151H62V157L61 156H59V155H57V157H58V159H59V161H60V159L61 158H63V159H61V163H58V164H61V165H55L54 167L56 168V167H58V169L56 168H53L54 170H53V174H54V177H53V174H52V178L51 179H53V182L54 183H52V184H54L55 186L56 185H58V186H61V188H59L58 186H56L57 188H55V189H58L59 188V190H52L51 189V191H53V192H50V196H51V199H50V204L53 206V207H51V208H53V210L56 208H58L59 209V212L61 213V211L63 212V209L62 208H59V207H62L63 206V208H65V206H66V208H68L67 206H70V205H65V204H71V201H73V198L74 199H76V201L74 200V202L77 204V203H79V202H81L80 204H81V206L83 207V209H85V211L83 212V211H80L81 209H78L77 207H79V206H77V205H71V206H73V207H75V208H77L79 211H80V219L83 217V219L84 220H80L81 222H83V223H85V222H88V221H91L90 223L88 222V225H90V224H92V225H90V227L91 228H89V226H88V229L89 230H87V228L85 229L86 231H87V233H86V231L84 230V231H82L83 229H82V227H87V225L86 224H83V223H81V224H83L82 225V227L80 226V227H78V229L79 228H81V229H79V230H77V228L76 229H71L73 226H74V223H77V226H78V222H79V220L77 219V216L78 215H76L77 213H75L74 212V210L73 209H75V208H72L71 209V207L69 208L70 210H72L71 211V213H74V215H76L75 217L73 216V218H71L72 216L70 215L71 213H70V211L69 210H67L66 209V211H64L63 213H59V212H57V211H55V212H57V213H55V212H51L52 211V209L50 208V204H48L49 206H48V208H49V210H50V212L51 213H53V215L54 216H56L57 218V220H59L58 219V217H60V221L62 222V224H59V222H55L53 219H55V218H52V216L50 217V220H51V218H52V221H50V223H54L55 222V224H59L60 225V227L61 226H65V225H68V227H67V229L65 230V232H67V234L66 235H64V236H66V239L67 240H69L67 237H69V235H70V233L73 235V237H76V238H80V240L78 241L76 238H75V240H74V238L72 239V240H74V241H76V242H74V241H70L69 240V242L66 240V242H68L69 244H64V240H63V238H62V236L58 233V231H57V227L56 226H58L59 227V225H56L55 226V224H51V230H52V233H51V235L52 234H54L53 233V231L54 232H56L57 231V237L59 236V238H60V236H61V238L60 239H62L61 241L60 240H58V238L57 239H54L53 241H48V243L46 242V244L44 245V247L43 248H45L46 247V249L48 250L47 252L48 253H46L45 254V252H44V250L42 251V250H40L39 251V249L37 248H33V250H31V249H27L28 247L26 246H20V248L18 247L17 249L16 248H14V250H16L17 251V253L19 252V249H20V251L22 250V254L24 255V257H27V256H30L29 254H32V259H33V261H31L29 264H41V263H44V264H72L73 262V264H85V262L84 261H87L86 259H88V261H89V263H90V261L91 260H89L92 256H94L93 258H91L92 259V263L91 264H96V261H97V263H101V262H105V264H106V262H111V261H105V259L106 260H109V259H111V255H112V253L110 252L111 251V248H112V251H114L115 250V246L116 245H118L117 247H119V248H116V251H115V254L116 255H112V256H114V257H112V262L111 263H113V264H123L124 262H125V264H137V262L139 261V263L138 264H142V262H143V264H219L220 262H221V264H223V262L219 259V261H218V259L216 258L217 256V253H216V255L215 256H212V253L210 254H208V253H206V252H208L210 249H212V248H214V246L212 247L211 245V241L209 240V235L208 236H206V233L208 234V230L207 229H204L205 227V225L203 224L202 225V223H205V222H203L204 220V216H203V213H205L206 211H207V207H208V204L206 203V199H204L203 197H201L200 195H197L198 193H197V191H195V190H193L191 187H190V185H188L189 183H188V181L181 175V173H179L180 171H179V169H178V165L176 166V168H174L173 170H175L176 169V172L177 171H179V172H177L178 174H179V176L181 177H179L178 176V174L177 173H175L174 174V171L172 170V167L174 166V164H177L179 161L178 160H180V157H181V155L182 156H187L188 155V157L189 156H191L192 154H191V152H189L188 153V151H190L189 150V148H185V147H179L180 149L178 150V151H171V152H164L162 149V151H159V149H158V147H153L152 149H151V146L152 145H154V146H156V142L158 141L157 139H162V138H159V136L161 137V133H160V135H158L159 134V127H157L158 125L156 124L157 122H156V120L157 119H154V118H156V112H155V110H154V108H153V111L151 110L152 109V107L151 106H149L148 104H146V103H142V104H140V103H138L135 99H134V102H136L135 104H134V102H133V99H128V101L124 98L122 101H118V103L119 104H117L116 102H114V103H116L114 106L115 107H117V109H115V107H113L112 108V102L108 99V101L106 102V101H104V104L105 105H107L106 106V108L104 109V105H103V103H102V106L100 105V103H99V105H98V103L97 104H94L91 100H88V99H86V100H84L85 98L84 97H79L78 99H76ZM83 98V99H82ZM74 99V100H73ZM80 100L81 101V103H84V102H86L85 104V106H84V104H83V107H85V108H83L84 110L86 109L87 110V112L85 113L86 115L84 116L83 114V109L81 108L82 106H80V101L78 102H74V101H76V100ZM239 99V98H238ZM241 99V98H240ZM239 99V100H240ZM126 100V103L128 102H130V104H126L125 102L123 103V101H125ZM131 100H132V102H131ZM84 101V102H83ZM88 101V102H87ZM90 101V102H89ZM257 101H258V103H257ZM66 102V103H65ZM262 102H263V104H262ZM75 103V104H74ZM80 103V104H79ZM75 105L76 107H73L72 105ZM109 104V105H108ZM111 104V105H110ZM140 104V105H139ZM145 104V105H144ZM232 104V103H231ZM255 104H256V106H255ZM82 105V104H81ZM94 105V106H93ZM96 105H98L97 107H96ZM148 105V106H147ZM233 106L235 105V103L234 104H232ZM232 105H228V106H232ZM135 106V107H134ZM139 106V108H137ZM244 105H242L241 107H243ZM258 106H261V107H258ZM53 107H55L54 109H52ZM62 107V108H61ZM69 107V108H68ZM71 107H73V108H71ZM79 107H80V109H79ZM95 108V110H94V108ZM102 107V108H101ZM126 107V108H125ZM146 107H149V110H148V108H146ZM150 107H151V109H150ZM236 107V106H235ZM234 107V108H235ZM57 108V109H56ZM64 108H66V110H64ZM76 108V111L74 110ZM107 108H108V110H107ZM119 108H120V110H119ZM133 108V109H132ZM134 108H137V109H134ZM141 108V109H140ZM233 108V107H232ZM258 110H257V109ZM59 109V110H58ZM77 109H79V114H78V110ZM100 109V110H99ZM105 111H104V110ZM111 109H113V110H111ZM145 109H147L151 114H153V115H147L145 112H144V110ZM256 109V110H255ZM261 109H263V110H261ZM55 110H56V112H55ZM72 112H71V111ZM99 110V111H98ZM106 110H107V113H106ZM114 110H116V111H114ZM130 110V111H129ZM132 110V111H131ZM135 110V111H134ZM143 110V111H142ZM151 110V111H150ZM245 111V112H241V111ZM64 111V112H63ZM70 111V112H69ZM98 111V112H97ZM248 111H249V113H248ZM253 111H255L256 113H254ZM262 111V112H261ZM59 112V113H58ZM62 112V113H61ZM66 112V113H65ZM67 112H69V113H67ZM109 112V113H108ZM112 112V113H111ZM117 112V113H116ZM133 112V113H132ZM153 112V113H152ZM232 112V113H231ZM251 112H253L252 113V117L254 118V119H252V118H250L251 117ZM65 113V114H64ZM81 113H82V115H81ZM107 114V117H106V114ZM122 113H124V114H122ZM140 113V114H139ZM143 113H145V114H143ZM228 113H230L229 115H231V114H233L234 115V117L232 118V120H234V119H238L237 120V122H238V125H237V123H236V121L235 122H231V119H230V121H227L229 118H228ZM249 115H248V114ZM259 113H261V115L259 114ZM59 114V115H58ZM63 115V117H61L60 118V116H62ZM70 115V117H72V118H70V117H68L67 115ZM103 114V115H102ZM112 114H117V115H112ZM130 114V115H129ZM254 114V115H253ZM256 114V115H255ZM262 114H263V117H262ZM102 115V116H101ZM109 115V116H108ZM119 115V116H118ZM124 115V116H123ZM143 115H145L144 116V118H143ZM233 115H231V116H233ZM237 115V118L235 117ZM245 115H246V118H244L245 117ZM257 115H259V117H261V119L257 116ZM74 116V117H73ZM77 116V117H76ZM78 116H79V122L75 119V118H77L78 119ZM87 116V117H86ZM114 116H118L117 118L116 117H114ZM135 116H137V117H135ZM154 118H153V117ZM240 116V117H239ZM247 116H249L248 117V120H247ZM256 116H257V118H258V120L256 119ZM81 117H83V118H81ZM85 117V118H84ZM103 117V118H102ZM119 117H122V119L121 120H123L124 122H126L127 121V125H125V123L122 121L121 122V120L119 119ZM124 117V118H123ZM130 119H129V118ZM141 117V118H140ZM244 118V119H241V118ZM59 118V119H58ZM66 118V119H65ZM87 118H88V120H87ZM94 118H96L97 119V121H96V119H94ZM105 118H106V120H105ZM107 118H109V120L107 119ZM135 118L137 119L138 118V120L137 121H135ZM224 118H228V119H224ZM231 118V117H230ZM63 119H65L64 121H62ZM71 119V120H70ZM72 119H74V120H72ZM86 119V120H85ZM100 119V120H99ZM103 121H102V120ZM112 119V122L110 121ZM113 119H114V121H113ZM127 119V120H126ZM147 119H148V121H147ZM220 119V117L218 118V120ZM243 120V121H245L244 123H243V121L241 122V121H239V120ZM250 119V120H249ZM252 119V120H251ZM75 120L77 121V122H75ZM100 122H99V121ZM105 120V121H104ZM116 120L118 121L117 123H116ZM126 120V121H125ZM144 120V121H143ZM261 120V121H260ZM61 121V122H60ZM84 121V122H83ZM87 122V124H85L86 122ZM110 121V122H109ZM143 121V122H142ZM147 121V122H146ZM259 122V123H257V122ZM57 122V123H56ZM66 122V123H65ZM88 122H90V124L91 125H89V123ZM115 122V123H114ZM152 122H153V124H152ZM229 122H231V123H229ZM246 122H247V124H246ZM262 122V123H261ZM65 123V124H64ZM76 123L77 124H79V125H76ZM92 123H93V125H92ZM99 123V124H98ZM102 123V124H101ZM107 123H110V124H107ZM112 123H114V124H112ZM123 123V124H122ZM233 123H235V124H233ZM72 124V125H71ZM80 124H81V126H82V128H81V126H80ZM85 126H83V125ZM96 124V125H95ZM231 124V125H230ZM245 124L246 125H248V126H245ZM252 124V125H251ZM76 125V126H75ZM88 125H89V127H88ZM103 125V126H102ZM106 127H105V126ZM110 125V126H109ZM111 125H113L114 127H112V128H110L111 127ZM116 125L118 126V127H116ZM123 125V129L124 130H122V128H121V126ZM127 126V128L125 127V126ZM153 127H151V126ZM234 125H237V126H239V129H241L240 130V132H239V129H238V127L236 128V126H234ZM242 125H243V127H242ZM250 125V126H249ZM102 127V128H104V129H102V128H100V127ZM144 126V127H143ZM240 126H241V128H240ZM58 127V128H57ZM67 127V128H66ZM74 127V128H73ZM92 127H93V129H94V127L96 128L95 130H93L92 129ZM97 127H99V128H97ZM107 127H109V128H107ZM116 127V129H114ZM121 129H120V128ZM148 127H150V128H148ZM155 127V128H154ZM60 128V129H59ZM71 129V131H70V129ZM78 128H80V129H78ZM87 128V129H86ZM157 128V129H156ZM214 128H215V126H214ZM236 128V129H235ZM85 129V130H84ZM109 129V130H108ZM112 129V130H111ZM117 129H118V131H117ZM144 129V130H143ZM154 129V130H153ZM216 129H217V127H216ZM65 130V131H64ZM77 130V131H76ZM80 130V131H79ZM89 130H91V131H89ZM99 130H100V133L103 135V137H105V140L103 139V137H102V135L99 133ZM107 130L109 131V134H108V132H107ZM114 130H116V131H114ZM155 130H157L156 132H155ZM218 130V129H217ZM229 130H231V131H229ZM59 131V134H57V132ZM70 131V132H69ZM96 131V132H95ZM114 131V132H113ZM122 131H123V133H122ZM124 131H125V133H124ZM234 131H237V132H235L234 133ZM75 132V133H74ZM86 132V133H85ZM92 132V133H91ZM232 132H233V134H232ZM243 132V134H246V135H241V133ZM84 133V134H83ZM91 133V135H88V134H90ZM93 133H95L94 135L95 136H100L99 138H97V137H94V135H93ZM99 133V134H98ZM111 133V134H110ZM141 133V134H140ZM158 133V134H157ZM63 134V135H62ZM68 134V135H67ZM77 134V135H76ZM98 134V135H97ZM106 134V135H105ZM124 135V137L126 138V140L124 141L123 140V138L124 137H122L123 135ZM229 134H230V136H229ZM66 135V136H65ZM86 135V136H85ZM234 136V137H232V139H231V136ZM70 136V137H69ZM74 136V138H72ZM77 136H79V137H77ZM85 136V137H84ZM130 136V137H129ZM135 136H136V138H135ZM141 136L143 137V139L141 138ZM146 136V137H145ZM152 136V137H151ZM158 136V137H157ZM245 136H246V139H248V141H243V138H245ZM56 137V138H57ZM91 137V138H90ZM108 137V138H107ZM113 137H115V138H113ZM133 137H134V139H133ZM137 137H138V139H137ZM243 137V138H242ZM250 138V140H249V138ZM55 138V139H56ZM67 138H69V140L67 139ZM86 138L89 140V138H90V140H92V141H89L88 142V140H86ZM97 138V139H96ZM124 138V139H125ZM132 138V140H130ZM149 138V139H148ZM153 138V139H152ZM241 138H242V140H241ZM63 139V140H62ZM85 139V140H84ZM93 139H95L96 141L98 140L99 142H96L95 140V142L93 141ZM106 139H108V140H106ZM239 139H240V141H242V142H239ZM66 140H67V142H66ZM81 140V141H80ZM103 140L106 142H103ZM136 140H137V143H136ZM153 140V141H152ZM238 140V141H237ZM69 141V142H68ZM78 141H80L81 142V145H79L78 143ZM85 141L87 142V144H82V143H85ZM131 143H130V142ZM143 141V142H142ZM148 141V142H147ZM150 141V142H149ZM155 141V142H154ZM258 142V146H257V142ZM56 142H59L57 139H56ZM59 142V143H60ZM77 142V143H76ZM93 142V143H92ZM110 142V143H109ZM129 142V143H128ZM134 142V143H133ZM155 143V144H153V143ZM245 144H244V143ZM248 142H250V143H248ZM252 142H254L253 144H252ZM112 143H113V145H112ZM132 143L134 144V146L132 145ZM150 143V144H149ZM237 143V144H236ZM246 143H248V144H246ZM90 144H91V146H90ZM94 144V145H93ZM101 144V145H100ZM107 144H109V145H107ZM130 144H131V146H130ZM152 144V145H151ZM250 144H252V145H250ZM256 144V145H255ZM75 145H77V147L75 146ZM83 145H87L85 148H84V146ZM138 145V146H137ZM143 145H144V147H143ZM151 145V146H150ZM245 145H248V146H245ZM89 146V147H88ZM97 146V147H96ZM104 146V147H103ZM112 148V146H113V148L111 149L110 147ZM251 146H253L254 147V149H252V147ZM71 147V148H70ZM81 148V150L80 149H78V148ZM114 147H115V152H114ZM147 147V148H146ZM149 147V148H148ZM238 147V148H237ZM241 147V148H240ZM258 147H261V148H259V150H258ZM263 147V148H262ZM73 148H75V149H78V150H80L82 153H85V154H82V153H80V151H78L79 152V154L78 153H75V152H77V150H74ZM86 148H87V150H86ZM89 148V149H88ZM122 148H124V149H122ZM127 148V149H126ZM129 148H131V149H129ZM256 148H257V150H256ZM68 149V150H67ZM83 149V150H82ZM91 149V150H90ZM97 149V150H96ZM99 149V150H98ZM109 149H111V150H113V151H111V150H109ZM149 150V152H150V154H148L149 152H148V150ZM158 151H157V150ZM185 149H186V151H185ZM72 150V151H71ZM89 150V151H88ZM94 150V151H93ZM108 151L107 153L108 154H105L106 153V151ZM141 150V151H140ZM255 150V151H254ZM63 151H64V153L68 156V158H69V156H70V158L67 160V156L65 155V157L66 158H64V154H63ZM69 151H70V154H69ZM85 151V152H84ZM92 151V152H91ZM100 151V152H99ZM122 152V154H121V152ZM130 151H131V153H130ZM153 151H154V154L156 155H154L153 154ZM157 151V152H156ZM183 151V152H182ZM257 151H258V154H256L257 153ZM86 152H88V153H86ZM95 152V153H94ZM97 152H99V153H97ZM103 152V153H102ZM187 152V153H186ZM261 154H260V153ZM71 153L72 154H74V155H72V157H71ZM116 154L115 156L113 155V154ZM144 153V154H143ZM159 153H161V155L162 156H166L164 159H161V155L159 154ZM177 153V154H176ZM183 153V154H182ZM255 153V154H254ZM77 154H78V157L80 156V154H81V157H79V159H77L78 157H76L77 156ZM96 154V155H95ZM98 154H100V156L98 155ZM101 154H102V156H101ZM105 154V155H104ZM120 156V158H121V160H120V158H119V156ZM127 154V155H126ZM143 154V155H142ZM166 154V155H165ZM76 155V156H75ZM126 155V156H125ZM177 155L179 156V157H177ZM260 155V156H259ZM109 158H108V157ZM111 156V157H110ZM117 156V157H116ZM129 156V157H128ZM133 156V157H132ZM158 156V157H157ZM160 156V157H159ZM184 156V157H185ZM260 158H259V157ZM61 157V158H60ZM74 157H76V159L74 158ZM96 157H98V158H96ZM105 157H107L106 159H105ZM116 157V158H115ZM128 157V158H127ZM257 157V158H256ZM262 157V158H261ZM113 158H115V159H113ZM119 158V159H118ZM133 158V159H132ZM156 158H158V160L156 159ZM64 159H66L65 160V162H64ZM75 159V160H74ZM97 159V160H96ZM110 159V160H109ZM119 161H118V160ZM122 159H124L125 161L127 160V161H130V162H123V160ZM129 159V160H128ZM136 159H137V161H136ZM152 159V160H151ZM153 159H156V161L155 160H153ZM173 159V160H172ZM101 160H102V162H107V161H109V162H107L108 163V165H107V163H106V165H104V163L101 165ZM104 160V161H103ZM141 160V161H140ZM161 160H163V161H161ZM177 160V161H176ZM62 161L64 162V164H62ZM72 162L71 164L73 165H71L69 162ZM100 161V162H99ZM110 161H111V164H112V166H111V164L109 165V163H110ZM153 161V162H152ZM77 162V163H76ZM123 162V165H124V167H123V165L121 164ZM135 162V163H134ZM155 162V163H154ZM161 162H163V164L161 163ZM65 163H66V165H65ZM128 163L130 164V166L132 167V169H131V167H130V169H129V166H127L128 165ZM132 163H133V165H132ZM138 163H139V165H138ZM148 163V164H147ZM159 163V164H158ZM161 163V164H160ZM173 163V164H172ZM74 164H75V166H74ZM78 164V165H77ZM143 164V165H142ZM147 166H145V165ZM151 164V165H150ZM64 165V166H63ZM71 165V167H69ZM122 166V169H121V166ZM126 165V166H125ZM149 165V166H148ZM166 165V166H165ZM170 165V166H169ZM82 166V167H81ZM103 166V167H102ZM107 166V169H104L105 167ZM138 166V167H137ZM142 166V168H140ZM1 167V166H0ZM61 167V168H60ZM73 167H75V168H73ZM77 167V168H76ZM80 169H79V168ZM100 167V168H99ZM134 167H136V168H134ZM175 167V166H174ZM241 167H246L245 165L243 166V165H241ZM4 168V167H3ZM68 168H70V169H68ZM73 168V169H72ZM85 168H86V170H85ZM114 168V169H113ZM147 168V169H146ZM152 168H154L155 170H152ZM61 169V170H60ZM65 169V170H64ZM67 169V170H66ZM75 169V170H74ZM77 169V170H76ZM81 169H82V172H81ZM100 169H104V171L102 172ZM112 169V170H111ZM121 169V170H120ZM123 169H126V170H124L123 171ZM138 169H139V172H138ZM151 169V170H150ZM242 169V168H241ZM248 169V168H247ZM5 170V169H4ZM58 170V171H57ZM60 170V171H59ZM74 170V171H73ZM83 170H84V174H83ZM97 170V171H96ZM108 170V171H107ZM111 170V171H110ZM115 170V171H114ZM118 171V173H119V175H118V173H116L117 171ZM130 170H131V172H130ZM148 170V171H147ZM164 170H165V172H164ZM67 171V172H66ZM87 171H88V173H87ZM123 171V172H122ZM126 171H128V173L126 172ZM134 171V172H133ZM167 171V172H166ZM246 171V170H245ZM248 171V170H247ZM1 172H3L2 171V168H0V173ZM8 173V171H4V173ZM58 172V173H57ZM97 172V173H96ZM105 172H107V173H105ZM133 172V173H132ZM137 172V173H136ZM3 173V174H4ZM7 173L4 175L5 176V178L7 177ZM60 173V174H59ZM75 173V174H74ZM78 173H80V175H79V178H81V179H79V184H77V182H76V178L78 179V177H76V176H78L77 174ZM95 174V175H93V174ZM109 173V174H108ZM124 173V174H123ZM128 175V176H126V174ZM132 173V174H131ZM140 173L142 174V175H140ZM144 173V174H143ZM163 173H166V174H164L163 175ZM3 174L2 175H0V176H3ZM10 174H11V178H12V180H14V182L15 181H17V178H15L14 177V172L12 171V172H10ZM14 174V175H13ZM59 174V175H58ZM70 174V175H69ZM71 174H74V175H76L75 177L76 178H74V175H71ZM91 174H92V176L94 177V179H93V177L91 176ZM105 174H107V175H109L108 176V178H106L107 177V175H105ZM117 174V175H116ZM124 176H123V175ZM137 174V175H136ZM139 174V175H138ZM148 174V175H147ZM151 174H152V176H151ZM176 174H177V176L180 178H176L175 179V177H176ZM9 175V174H8ZM64 175V176H63ZM68 175V176H67ZM88 176L89 175V178L88 177H86V176ZM102 175V176H101ZM130 175V176H129ZM132 175V176H131ZM166 175V176H165ZM168 175V176H167ZM14 177V179H13V177ZM60 176V177H59ZM63 176V177H62ZM67 176V177H66ZM72 176V177H71ZM85 176V177H84ZM91 176V177H90ZM117 176V177H116ZM123 178H122V177ZM127 177V180H126V177ZM140 176H142V177H140ZM145 176H149V177H145ZM56 177V179L58 180H56V182H55V180H54V178ZM58 177V178H57ZM65 177V178H64ZM104 177V178H103ZM119 177V180H117V179H115V178H118ZM133 177V178H132ZM145 177V178H144ZM151 177V178H150ZM1 179L3 178V179H5L4 177H0ZM9 178H10V176H9ZM64 178V179H63ZM69 178V179H68ZM74 178V179H73ZM96 178V179H95ZM105 178H106V180H105ZM109 178H111V179H109ZM115 180H114V179ZM130 178V179H129ZM142 178H143V180H144V182H143V180H142ZM169 178V179H168ZM182 178H184V179H182ZM7 179V178H6ZM63 179V180H62ZM71 179H73V180H71ZM99 179V180H98ZM149 179V180H148ZM169 180V183H168V181L167 180ZM11 180V179H10ZM64 180H66V181H64ZM69 180V181H68ZM95 180H96V183H95ZM98 180V181H97ZM111 180V181H110ZM119 182V183H117V181ZM127 181V183H126V181ZM141 180V181H140ZM7 181H8V179H7ZM6 181V182H7ZM61 181V182H60ZM75 183H74V182ZM78 181V180H77ZM100 181V182H99ZM122 183H121V182ZM129 181V182H128ZM185 181H187V182H185ZM5 182V180H4V183H6ZM8 182H11V181H8ZM7 182V183H8ZM68 182H70L69 184H71V185H68ZM94 182V183H93ZM103 182V184H100V183H102ZM105 182H107V183H105ZM112 182V183H111ZM115 182V183H114ZM141 182V183H140ZM151 182V183H150ZM166 182H167V184H166ZM182 182V183H181ZM1 184L3 183V180H2V182H0ZM3 183V185L5 186V184ZM6 183V184H7ZM18 184H19V181L17 182ZM17 183H14L12 186H14V185H18ZM56 183V184H55ZM99 183V184H98ZM108 183H110L111 184V186H110V184H108ZM144 183H148V184H145L144 185ZM171 183V184H170ZM12 184V183H11ZM77 184V185H76ZM80 184H81V186H80ZM85 184V185H84ZM88 184V185H87ZM105 184V185H104ZM114 184H116L117 185V189L115 190V188H116V186L114 185ZM120 184V185H119ZM150 184H152V185H150ZM174 184V186H172ZM177 186H176V185ZM3 185H1L2 186V190H0L1 192H0V197H3V199L5 200L6 198H7V189H8V191H9V188H10V191L12 190V192L14 193H12V192H8V198L5 200L6 202H4V200L2 199V198H0V213H2V212H8L7 210H10V209H8L9 207L11 208V206L13 205L14 206V208L15 207H17V208H15V209H11V210H16V209H18L19 208V204H20V202H17V201H19L15 196L18 194V189L16 190V195H15V189H14V187H12L11 185H10V183H9V185L7 184L6 186H5V188H4V186ZM54 185H52V186H54ZM73 185V186H72ZM97 185V186H96ZM99 185V186H98ZM101 185V186H100ZM108 187H107V186ZM142 185H143V187H142ZM150 185V186H149ZM164 185H165V188L166 189H168V190H166L165 188H164ZM168 185H170V186H168ZM9 186V187H8ZM18 186H20V185H18ZM17 186V187H18ZM54 186V187H55ZM72 187V189H71V187ZM149 186V187H148ZM190 188H189V187ZM12 187V188H11ZM66 187V188H65ZM79 187H80V189H79ZM99 187H101L102 188V191H101V189L99 188ZM109 187H110V189H109ZM174 187V189H172ZM175 187L177 188V189H175ZM182 187H184V188H182ZM188 187V188H187ZM53 188V187H52ZM78 188V189H77ZM104 188H106V189H104ZM143 188L144 189H146V190H144L143 191ZM148 188V189H147ZM185 188H187L186 190H185ZM1 189V188H0ZM5 189V192H3V190ZM54 189V188H53ZM64 189H66V197H64L65 196V192H63V191H65ZM70 189H71V191H70ZM74 189V191H72ZM82 189V190H81ZM108 189V190H107ZM179 189V190H178ZM195 189V188H194ZM106 190V191H105ZM178 190V191H177ZM189 190H193L192 191V195H191V191L190 192H186V191H189ZM55 191V192H54ZM68 191H69V194H68ZM111 192V194H110V192ZM118 191V192H117ZM168 192V193H166V192ZM185 193H184V192ZM194 191H195V193H194ZM71 192H74V193H71ZM105 192V193H104ZM106 192H107V194H106ZM115 192L116 193H121V194H115ZM165 192V193H164ZM3 193V194H2ZM5 193V194H4ZM13 195H12V194ZM79 193V194H78ZM140 193V194H139ZM147 193V194H146ZM174 193V194H173ZM182 193H184V194H182ZM74 194H75V197H74ZM76 194H78V195H76ZM15 195V196H14ZM82 195V196H81ZM113 195H114V197H113ZM117 195V196H116ZM140 195H141V198H142V200H141V198H137V196L138 197H140ZM178 195V196H177ZM190 195V196H189ZM14 196V197H13ZM78 196V197H77ZM112 196V197H111ZM170 196V197H169ZM176 196L178 197V198H176ZM198 196V197H197ZM12 197V198H11ZM68 197V198H67ZM79 197H81V198H79ZM117 197V200L115 199ZM119 197V198H118ZM121 197V198H120ZM167 197H169V198H167ZM176 199H175V198ZM9 198H10V200H9ZM16 198V200H14ZM50 198V197H49ZM62 198H63V200H62ZM64 198H66V199H64ZM84 198V199H83ZM181 198V199H180ZM201 198V199H200ZM11 199H13L15 202H13V200H11ZM81 199V200H80ZM102 199H105L104 201L106 202H103V200ZM113 199H115V200H113ZM124 199H125V201H124ZM127 199V200H126ZM169 199V200H168ZM173 200V202H172V200ZM203 199V200H202ZM1 200H2V202H1ZM55 200V201H54ZM68 201V203H66L67 201ZM83 200H84V202H83ZM99 200H100V203H99ZM118 200H120V201H118ZM122 200V201H121ZM132 200V201H131ZM150 200V201H149ZM153 200V201H152ZM164 200H165V202H164ZM183 200V201H182ZM184 200H186V202L187 203H189V205L187 204V203H185V201ZM189 200H190V202H189ZM191 200H192V202H191ZM202 201V203H205V204H203V205H201V201ZM63 201V202H62ZM183 203H182V202ZM198 201V202H197ZM4 202V203H3ZM58 202H60V204L58 203ZM70 202V203H69ZM124 202V203H123ZM130 202H133V203H130ZM135 202V203H134ZM146 202V203H145ZM163 202L165 203V204H163ZM4 205H3V204ZM11 203V204H10ZM19 203V204H18ZM48 203H49V201H48ZM62 203V204H61ZM101 203L103 204L104 203V205H101ZM120 205H119V204ZM127 203V204H126ZM142 203V204H141ZM166 203H168V204H166ZM1 204H2V206H1ZM8 204H9V206H8ZM65 206H64V205ZM74 204V203H73ZM89 204H91V205H89ZM128 204H129V206H128ZM134 204V205H133ZM146 204V205H145ZM193 204H194V207H193ZM16 205V206H15ZM19 205V206H18ZM62 205V206H61ZM79 205V204H78ZM87 205H89V207L87 206ZM132 205V206H131ZM170 209V212H169V209L167 208L166 209V206ZM199 205H201V206H199ZM205 205H207V206H205ZM5 206V207H4ZM87 206V207H86ZM92 206V207H91ZM107 206V207H106ZM185 206H186V208H185ZM189 206V207H188ZM100 207L102 208V209H100ZM105 207V208H104ZM121 207V208H120ZM130 207V208H129ZM141 207V208H140ZM148 207V208H147ZM171 207H174V208H171ZM182 207V208H181ZM192 207V208H191ZM202 207V208H201ZM81 208V207H80ZM104 208V209H103ZM107 208V209H106ZM128 208V209H127ZM161 208V209H160ZM177 208H179V209H177ZM194 208H196V209H194ZM76 209V210H77ZM88 209V210H87ZM131 209V210H130ZM150 209V210H149ZM157 209V213H155L154 211ZM160 209V210H159ZM164 209H166V210H164ZM174 209L175 211H172V210ZM177 209V210H176ZM187 209V210H186ZM191 209H193V212H189V210H191ZM205 209V210H204ZM6 210V211H5ZM65 210V209H64ZM77 210V211H78ZM94 210L95 211H97V212H94ZM105 210V211H104ZM142 210H144V211H142ZM146 210V211H145ZM152 210H154V211H152ZM185 210H186V212H185ZM196 210H198L199 212H200V214H198V211L196 212ZM2 211V212H1ZM67 211H68V214L71 216V217H69L66 213H67ZM76 211V212H77ZM108 211V212H107ZM124 211V212H123ZM134 211V212H133ZM162 211H164V212H162ZM167 211V212H166ZM86 212H88V213H86ZM93 212V213H92ZM102 213V215L100 216V214ZM136 212V213H135ZM138 212V213H137ZM144 212V213H143ZM149 212H151L153 215H151V213H149ZM158 212H160V214L158 213ZM162 212V213H161ZM166 212V214L164 215V213ZM175 212V213H174ZM195 212V214H191V213H194ZM202 212V213H201ZM4 213H2V214H4ZM79 213V212H78ZM89 213H91L89 216H88V214ZM95 213V214H94ZM144 214V217H142L141 215H143ZM146 213H148V216L150 217V219L148 220V222H146V219L147 218H149V217H145L146 216ZM168 213V214H167ZM180 213H182V214H180ZM58 214H60L61 216H59ZM63 214H64V216H66V217H64L63 216ZM66 214V215H65ZM86 214V215H85ZM94 214V215H93ZM134 214H135V216H134ZM137 214V215H136ZM141 214V215H140ZM158 214H159V216H158ZM170 214V215H169ZM175 214V215H174ZM5 215V214H4ZM92 215V216H91ZM109 215V216H108ZM133 215V216H132ZM164 215V216H163ZM174 216V218H173V216ZM176 215H179V216H176ZM190 215H193V217L192 216H190ZM202 215V216H201ZM89 218H88V217ZM139 216V217H138ZM141 216V217H140ZM162 216H163V219H162ZM167 216V217H166ZM182 216V217H181ZM61 217H64V218H67V217H69L68 219L69 220H64V219H62V220H64V222L61 220ZM78 217V218H79ZM91 217V218H90ZM156 219H155V218ZM176 217V218H175ZM203 217V218H202ZM75 218V219H74ZM95 218H97V219H95ZM111 218V219H110ZM140 218V219H139ZM145 218V219H144ZM154 218V219H153ZM160 218V219H159ZM164 218L168 221V222H166V220H164ZM184 218V220L181 222V220ZM190 218H195V220L197 221V223H198V225H199V227H200V230H199V232L198 233H194L193 231H191V229L190 228H188V223L190 222ZM202 218V219H201ZM72 219V220H71ZM78 220V221H75V220ZM88 219H90V220H88ZM93 219V220H92ZM114 219V220H113ZM138 219V220H137ZM153 219V220H152ZM158 219V220H157ZM169 219V220H168ZM172 221H171V220ZM189 219V220H188ZM87 220V221H86ZM106 220V221H105ZM132 220V221H131ZM141 220H144V222L143 221H141ZM153 222V226H151L152 224V222ZM203 220V221H202ZM69 221V222H68ZM85 221V222H84ZM104 221V222H103ZM151 223H150V222ZM158 221V222H157ZM169 221H170V223L171 222H173L176 226H174L173 225V223L172 224H169ZM174 221H177V222H174ZM189 221V222H188ZM60 222V223H61ZM72 222V223H71ZM95 222H100L99 223V225L97 226V224L98 223H96V226H95ZM132 222V223H131ZM134 222V223H133ZM140 222H141V225H140ZM146 222V223H145ZM156 222V223H155ZM67 223V224H66ZM69 223H71V232L69 231ZM80 223V222H79ZM102 223H103V225H102ZM138 223V224H137ZM147 223H150V224H147ZM161 224V226H160V224ZM164 223V224H163ZM80 224V225H81ZM142 224H144V225H142ZM149 225V228L151 227V229H149L148 227H146L147 225ZM157 224V225H156ZM159 224V225H158ZM170 226V225H172V226H170V227H168V225ZM182 224V225H181ZM85 225V226H84ZM127 225V226H126ZM133 225V226H132ZM187 225V226H186ZM54 226L56 227V228H54ZM106 227V229L105 228H103V229H101L102 227ZM131 226V227H130ZM147 228V229H144L145 227ZM156 226V227H155ZM59 227V228H60ZM65 227V228H66ZM94 227H96V228H94ZM100 227V228H99ZM143 227V228H142ZM160 227L163 229H160ZM164 227V228H163ZM166 227V228H165ZM172 227V228H171ZM182 227V228H181ZM190 227V226H189ZM56 229V231L54 230V229ZM74 228H75V226H74ZM94 228V230H93V233H92V229ZM130 228V229H129ZM140 228H142L141 230H140ZM153 228V229H152ZM157 228V229H156ZM171 228V229H170ZM178 230H177V229ZM181 228V229H180ZM95 229H97V230H95ZM168 229H170V230H168ZM176 229V230H175ZM74 230H77V232L76 231H74ZM101 230V231H100ZM104 230V232L105 233H102V234H100L99 233V231L100 232H102ZM121 230V231H120ZM123 230V231H122ZM153 230V231H152ZM174 230V231H173ZM68 231H69V234H68ZM78 231L80 232V231H82V232H85L86 234H84V233H82L81 234V232L77 235V233H78ZM158 231L160 232V231H162V233L160 232L159 234H158ZM168 231L169 233H166V232ZM182 231V232H181ZM74 232H76V233H74ZM120 234H119V233ZM139 232V233H138ZM151 232V233H150ZM163 232H165V233H163ZM75 235H74V234ZM149 233V234H148ZM175 233V235H173ZM33 234H35V232L33 233ZM37 234V233H36ZM39 234V233H38ZM37 234V236H40L41 237V235L39 234L38 235ZM83 234H84V236H83ZM91 234H93V235H91ZM101 236H100V235ZM107 234V235H106ZM109 234V235H108ZM121 234H122V236H121ZM162 234H164V235H162ZM196 235L195 237L194 236H192V235ZM68 235V236H67ZM72 235H70V238H72L71 236ZM81 236V237H78V236ZM104 235V236H103ZM113 235V236H112ZM127 235H128V237H127ZM150 235V236H149ZM162 235V236H161ZM172 235V236H171ZM88 236H89V238H88ZM111 236V237H110ZM118 236V237H117ZM121 237V239H120V237ZM167 236H168V238H167ZM173 236H175V237H173ZM186 236V237H185ZM54 237H55V234H54ZM53 236H52V238H54ZM94 238V240L95 241H93V239L91 240V238ZM106 237V238H105ZM125 237V238H124ZM56 238V237H55ZM85 238V240H83ZM88 238V239H87ZM97 238V239H96ZM98 238H101V239H98ZM113 238H114V240H113ZM117 238H119V239H117ZM122 238H124V239H122ZM171 238V239H170ZM174 238V239H173ZM103 239H105L104 241H103ZM109 239V240H108ZM199 239V240H198ZM204 239V240H203ZM153 240H155V241H153ZM158 240V241H157ZM192 240H194V241H192ZM59 241H60V243H59ZM62 241H64V242H62ZM98 241H100V243L98 242ZM112 241H116V242H112ZM118 241V242H117ZM128 241V242H127ZM159 242V244L157 243V242ZM163 241V242H162ZM52 242V243H51ZM62 242V243H61ZM70 242L72 243L71 244V246H70ZM77 242H79V243H77ZM88 242V243H87ZM98 242V243H97ZM142 242V243H141ZM75 243H76V245H79V247L82 249V251H81V249L80 250H78L77 248H78V246H76L75 245ZM87 243V244H86ZM90 243V244H89ZM114 244L115 246H114V248H113V245H111V244ZM116 243V244H115ZM134 243H136V244H134ZM196 243V244H195ZM48 244V245H47ZM51 246H50V245ZM54 244V245H53ZM61 246H63V245H66V246H64L63 248L61 247V248H59L60 247V245ZM93 244H96V245H94L95 246V248L92 246ZM100 244V245H99ZM107 244V245H106ZM120 244V245H119ZM129 244V245H128ZM155 244V245H154ZM158 244V245H157ZM162 244H164V245H162ZM210 244V245H209ZM74 245H75V247H77V248H75L77 251H79L78 253H77V251L76 250H74V249H72V246H73V248H74ZM90 245V246H89ZM122 245V246H121ZM126 245V246H125ZM135 245V246H134ZM137 245V246H136ZM142 247H141V246ZM59 246V247H58ZM84 248H83V247ZM92 246V247H91ZM102 247V249H101V247ZM107 246H109L108 248H110V251L109 250H107L108 248H106ZM146 246V247H145ZM198 248H197V247ZM205 246H207V248L205 247ZM23 247V248H22ZM128 249H127V248ZM137 247V248H136ZM157 247V248H156ZM162 247V248H161ZM193 247V248H192ZM202 247H205V249L203 248L202 249ZM24 248H26V249H24ZM57 248V249H56ZM65 248V249H64ZM87 248H88V250L89 251H91V252H89L88 250H87ZM92 248H94V250H95V252H93L94 250L92 249ZM107 250V254H105L106 253V250ZM135 248H136V250H135ZM140 248V249H139ZM142 248V249H141ZM147 250H146V249ZM149 248V249H148ZM152 248V249H151ZM154 248V249H153ZM161 248V249H160ZM164 248V249H163ZM190 248H191V250H192V253H190L191 252V250H190ZM63 249V250H62ZM84 249V250H83ZM91 249V250H90ZM97 249H101V256L99 255V254H95V253H100L99 251H97ZM104 249V250H103ZM121 249L125 252H123V251H121ZM132 249V250H131ZM134 249V250H133ZM144 249H145V251H144ZM186 249H188V251L186 250ZM202 249V250H201ZM30 250L32 251V253L30 252ZM54 250V251H53ZM57 250V251H56ZM62 251V254L60 253L61 251ZM64 250H67V251H64ZM103 250V251H102ZM118 250V251H117ZM138 250V251H137ZM141 250V251H140ZM150 250V251H149ZM196 251V253H195V251ZM199 252H198V251ZM201 250V251H200ZM204 250H206V251H204ZM213 250V254L215 253L214 251H216L215 250V248L214 249H212ZM212 250H210L211 252H212ZM29 252V254H27L28 252ZM34 251V252H33ZM58 251H59V253H58ZM105 251V252H104ZM108 251L110 252V256L108 255L109 253H108ZM162 251H164L163 253H162ZM204 251V252H203ZM209 251V252H210ZM242 251V249L240 250V252ZM244 251V252H243ZM243 251L239 254L238 252H237V254L236 255H238L239 257V259H241L240 260V262H239V264H251V262L252 261H254V259H253V255L250 253V252H248V251H246L245 252V250L243 249ZM25 254H24V253ZM45 254H43V253ZM71 252V253H70ZM76 252V253H75ZM81 252V255H83L84 254V258H85V256L87 255V257H86V259L84 260V258H83V260H81L82 258H81V255H79V253ZM82 252H84L83 254H82ZM93 252V253H92ZM102 252H104L103 254L105 255H103L102 254ZM127 252V253H126ZM130 252V253H129ZM150 252V253H149ZM201 252H203L204 254V256H205V253L208 255V256H212L213 258H211L210 259V257H209V259L210 260H207L203 255H202V253ZM248 252V253H247ZM21 252H19L18 254H20ZM38 253H40L39 255H42V256H39L38 255ZM86 253V254H85ZM87 253H89V254H87ZM90 253H92V254H90ZM134 253V254H133ZM135 253H136V255H135ZM138 253V254H137ZM142 253V254H141ZM147 253V254H146ZM181 253V254H180ZM245 254L244 256H245V258L243 257V254ZM54 254V255H53ZM95 254V255H94ZM114 254V253H113ZM120 254V255H119ZM125 254V255H124ZM132 254V255H131ZM140 254V255H139ZM145 254V255H144ZM152 256H151V255ZM189 254V255H188ZM190 254H192V255H190ZM198 255V257H197V255ZM200 254H201V256H200ZM247 254V255H246ZM250 254V255H249ZM22 255V256H23ZM48 256V258H49V260H48V258H47V256ZM53 255V256H52ZM69 255V256H68ZM71 255V256H70ZM78 255V256H77ZM89 255V256H88ZM97 255V256H96ZM101 257V259L99 258V256ZM142 255H143V258H142ZM166 255V256H165ZM249 255V256H248ZM38 256H39V258H38ZM45 256H46V258H47V260H46V258H45ZM56 256V257H55ZM65 256H67V258H65ZM108 257V259H107V257L104 259V257ZM117 256V257H116ZM124 256H126V258L124 257ZM133 257V258H131V257ZM137 256V257H136ZM193 257V259H192V257ZM196 256V257H195ZM200 256V257H199ZM203 256V257H202ZM31 257V256H30ZM34 257V258H33ZM77 257H79V259H77ZM96 257V258H95ZM122 257V258H121ZM135 257H136V259H135ZM149 257L151 258V259H149ZM161 257V258H160ZM243 257V258H242ZM58 258V259H57ZM64 258V259H63ZM94 258H95V260L96 261H94ZM102 258L104 259V260H102ZM114 258V259H113ZM139 258V259H138ZM147 258V259H146ZM154 258V259H153ZM168 258L170 259L168 262H167V260H168ZM189 258V259H188ZM198 258V259H197ZM199 258H201V259H199ZM205 259V261H204V259ZM219 258V257H218ZM248 258V259H247ZM55 259V260H54ZM59 259H61V260H59ZM77 259V260H76ZM131 259V260H130ZM143 259V260H142ZM167 259V260H166ZM197 259V260H196ZM203 259V260H202ZM37 262H36V261ZM74 260V261H73ZM81 260V261H80ZM99 260H102L101 262H99ZM117 260V261H116ZM154 260V261H153ZM185 260V261H184ZM192 262H190V261ZM195 260V261H194ZM213 262H212V261ZM243 260V261H242ZM42 261H44V262H42ZM54 261V262H53ZM73 261V262H72ZM79 261V262H78ZM94 261V262H93ZM129 263H128V262ZM171 261V262H170ZM177 261V262H176ZM179 261H181L180 263H179ZM203 261V262H202ZM208 261H211V262H208ZM250 261V262H249ZM34 262V263H33ZM49 262V263H48ZM58 262V263H57ZM67 262V263H66ZM69 262V263H68ZM72 262V263H71ZM76 262V263H75ZM104 262H103V264H104ZM145 262V263H144ZM150 262V263H149ZM197 262V263H196ZM208 262V263H207ZM111 263H108V264H111ZM253 263V262H252ZM19 264H26V262H20ZM28 264V263H27ZM86 264H88L87 262H86ZM102 264V263H101Z\"/></svg>",
	"mask_w": 264,
	"mask_h": 264
},
{
	"label": "snow or ice",
	"instance_id": "obj_3",
	"mask_svg": "<svg viewBox=\"0 0 264 264\" xmlns=\"http://www.w3.org/2000/svg\"><path fill=\"white\" fill-rule=\"evenodd\" d=\"M202 2H203V3H207V0H202ZM159 147H160L161 149H164V148H165V145H164V144H160ZM233 264H234V262H233Z\"/></svg>",
	"mask_w": 264,
	"mask_h": 264
}]
</instances>
